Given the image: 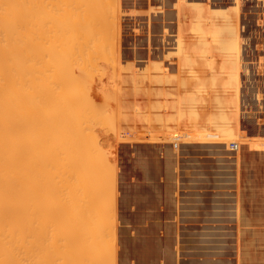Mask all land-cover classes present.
<instances>
[{"label": "bare ground", "instance_id": "bare-ground-1", "mask_svg": "<svg viewBox=\"0 0 264 264\" xmlns=\"http://www.w3.org/2000/svg\"><path fill=\"white\" fill-rule=\"evenodd\" d=\"M122 1L124 2V0H122ZM251 1L254 2V0H251ZM118 2H119V0H0V264H116V258L118 256L116 257L115 236H116L117 232L123 233V228H117V224H116L117 221L115 222V216L116 215H115V211H114L115 210L114 206L113 207L111 206L112 209L107 208V206L109 207L111 205V203H113V200L111 201V203L108 202V204L109 203L110 204L107 205V204H105L103 202V199L105 201H107V200L110 201L109 199H111L113 197V195H111L112 196L111 198L110 197L107 198V196H108V194H107L108 192L107 191L112 190L111 188H114L113 185H116L115 183L112 184L113 183L112 181H114V180H112L113 179L112 176L115 175L117 170L113 174V172H114L113 168L115 169L116 167H113L114 164L112 166V162H110L112 159L110 161L108 159L109 154L112 153L113 151L109 152V151H106L105 149L102 150L101 152L104 153V151H105L106 156L108 154L107 157H103L105 154H103V153L101 154L100 153V150L102 148L100 149L101 146H99V144H98L99 142L97 141V138H95L96 137L95 135L97 134V133H95V131L100 129L97 132H100V131L103 132V130H101V129L105 128V126L103 125V123H104L106 125V127H108L111 124L112 125V127H111L112 131H114L113 133H115V130H113L115 127L113 128V126H115V124H117V123L119 124L118 120L120 118H119V116L117 114L119 106H118L117 112L115 110V113L117 114V116H116L115 113H112L114 109L113 110L110 109L109 108L110 106L107 105V102L105 104L102 101H100L102 104L105 105V108H108V109L112 110V112H110V110L104 109V106L103 105L101 106L100 102L95 101V104H93L92 103L93 101H90V98H89V100H87L86 96H88V95H85V93L89 92V89H87V92H85L86 91L85 89L91 87L92 85L93 86L97 85V84L94 85V83H93L91 86H89L92 83V81H91L92 78L90 79L89 77H91V76L88 77V75L92 73L91 72L92 70H94V71L95 70H99L100 74H101V70H102V74L101 75H103V71L105 73L106 72L105 71L106 68H110V66H112V65H113V68L116 65H118L117 68H119V66H120L119 63L117 62V60L119 58V55L118 56L116 55L118 58L116 60L114 59V61H116L117 63L114 64L115 62L113 63L112 60L111 61L109 60L111 57L107 58L105 56L107 54H105V55L102 54L104 52V51H102L103 47H104L105 51H106V46H107V50L110 49V51H106V53H108V54L112 50L111 49L112 45L115 44L116 47H119V34H118L119 25H118L117 28H115L118 31L117 33H115V38H116L115 39V43H113V41H114V39H113L114 37H113L111 39V40H113L112 41L113 44L111 46H109L111 44L110 43L111 40L109 39L110 38V33H112V34L114 33V25H115V23L114 24H112V23L115 20V19L113 20V18H115V14H114V12H115V4L118 5ZM125 2H126V0H125ZM125 2L122 4L123 5L122 7H124V5H126L128 3V2L127 3H125ZM259 2H262V0H260ZM132 5H133V3H132ZM136 5L139 6V8L144 6L143 2H141V1H137ZM261 5H262V3H261ZM118 6H116V7H118ZM130 7H132V6H130ZM139 8H137L135 10V12H136L135 16L137 18H140L141 20L143 18L145 19L144 25H145V28H146V31H147V40L146 41H148V43H150V44H148L146 46L148 48H153L154 46L158 47V49H157L158 53L156 55H158L159 59L164 58V60H166V62H167L168 59H170L171 57L172 58L174 57L177 60V61H175L174 65L170 64V63H167V65L170 64V66L171 65H173V66L170 67L171 68V75H168V76H170V78L168 76L165 77V75H164V77H165L164 82H166V84H170L171 85L170 89L171 90H173V89L176 90L175 92L180 95V94H182V91L180 89L183 88V86H182L183 82H186V83H188L190 85L191 80L194 81L193 82L194 86H192V88L190 90H188L184 94H182V95H186V96L180 97L179 101L176 99L178 101V103L176 102L177 105H176V113L174 114L175 115L174 120H173V114H172V117L170 116V120L172 119V121H175V123H176V127L175 128H178V129L182 128L183 124L186 122L187 125H189L190 127L199 126V124H200V127H202L204 130H206V132H208V130H209L210 133H214V132L210 131L213 128L222 130V131H220L221 134L218 137H216V138L207 136V134L209 132L206 133V134L205 133H201L200 134V133L195 132V133H197L196 134L197 137H192V134H195V133H191V131L188 130V129H191V128H187V130L191 133V136L187 135L188 138L186 139L184 137L186 135L183 132L184 133L183 137L185 138L184 140L186 142L183 141V139H182L180 141L181 142L183 141V142H182V145L181 144L180 145L183 147V143L184 144L187 143V146H188V144H189L188 141H189V142H193L191 144L192 145L194 144L195 148H197L198 146H200V144L198 146H196L195 142H197V143L201 142V145L204 142L203 145H202L203 148H204L205 144L210 143L212 141L211 139H213V140L216 139L215 141H213V144L215 143L216 147L219 145L218 148H220V149H217L218 152L216 154H219V157L216 158L217 160H218V158L219 159L221 158V156H222L221 154L225 155L226 153L229 152V150L227 149L228 152L226 150V153L225 154L223 153L224 152L223 150L225 149V147L223 149V146H225V145L227 146L226 140H231L232 141V139L233 140L234 139H238V140H240V142H239L240 145H246L244 143H248L249 142L250 145L247 144L248 145L247 146V148H248L247 151L249 149H251V147H255V148L256 147H260V145L262 144L261 142L264 141L262 139L263 137H261V139H258L259 137L258 138L255 137V139L250 138L249 140L248 139L246 140V138H244V136H243L244 140H246L248 142L243 141V140L241 142L240 138H236V136L238 137V135H236V134L238 133L237 125L239 124L238 123L239 112H240V110H242L244 108V105H247V103H250L252 101V99H250V100H246L245 99L246 97H244L243 90L247 88V91L249 92V95H251V96H253L254 91H255L254 88H253V85L255 83L254 84L252 83V78L253 77H251V74H250L251 72L248 73V72L242 70L241 73H240V69L241 68L239 69L240 59H241L240 55H239V52H238L239 42H240V35H239V33H240L239 31L240 30L237 28L238 27L237 25H239L241 23L243 18L239 14V9L240 8L238 6V0H208V1L207 0H146V2H145V10L139 9ZM116 9H117L116 10V12H117L118 8H116ZM255 9L256 8L252 7V9L249 10V17L250 18L251 17L254 18L256 16L255 13H253V11ZM144 13H145V16H144ZM127 14H129V13H127ZM129 16H131V15H129ZM217 18L220 19V22L218 21ZM259 20L260 19H258V21ZM117 23H118V21H117ZM126 25H124V27ZM116 26H117V24H116ZM173 26H175V30H176V31H174L175 33L172 35L173 43H172V41L170 39H166V40L165 39L164 40L161 39V36H159L160 30H162V33H163L162 36L164 35L165 37H167V35H169L168 33L171 30V27L173 28ZM112 30H113V32H110ZM177 30L178 31L180 30V34L177 32ZM183 30H186V31L188 30L189 34H185ZM123 33H125V32H123ZM166 33H167V35H166ZM100 35H101V37L102 36L104 37V38L102 37L103 40H104L103 42L100 41V38H99ZM112 36H114V34ZM169 36H168V38H169ZM173 36H174V38H173ZM187 37H190L189 38L190 39L189 42L186 41ZM207 37L209 38L208 40H207ZM170 38H171V36H170ZM142 41H144L143 38H142L141 41L139 40V44ZM183 41L187 42V45L192 49V53L193 54H197L198 57H193L192 55L189 56L190 54L185 52L184 48H188V47L186 46V44L183 46V43H182ZM135 42H137V41H135ZM136 44L138 45V42ZM108 46H109V49H108ZM128 46H131V45H128ZM250 46H251V44H250ZM135 47H137V46H135ZM257 47L259 48L258 45H257ZM117 49H119V48H117ZM154 50H155V48H154ZM116 51H117L116 53H118V50H116ZM130 51H131V49H130ZM99 52H101V57H102V55H104V59L102 58L103 60H106V61L108 60V63L109 64L111 63L110 66H109V64L106 63V61L102 62L103 61L102 59H97L98 56L100 58V53ZM112 52H114V47H113V51ZM137 52L134 49V53L136 54ZM154 52L155 51H153V49H151L150 58L151 57H157L154 54ZM121 53H122L121 54V60H122L123 52L121 51ZM152 53L154 54V56H153ZM112 54L114 55V53H112ZM136 55L134 56L135 59H143V58H140L142 56L141 54H139L141 56L137 55L138 58H136L137 57ZM107 56H109V55H107ZM116 56H115V58H116ZM113 57L111 59H113ZM201 58L202 59L205 58L207 60L205 62L206 67H207V65H208L207 63H209L210 59H211V61L213 59V61H214L213 63H215L216 60H217V62L219 63V65L217 66V68L219 67L218 68L219 71L226 72L227 74L225 75V73H224L223 76L222 75L220 76V74L219 75L218 74H215V75L212 74L210 76L203 75V76L199 77L196 73L194 75L192 73H189L190 70L187 73L186 69H190V67H192L193 65H196L198 62H201V60H202ZM260 58H259V60H261ZM96 59L98 61H101L102 64L105 63V65H103L104 66V70H103V68H101L102 66L100 67L99 65L96 64L97 63ZM123 59L126 60V58H123ZM136 61L138 63L140 62L139 60H136ZM121 62L125 63V61H123V60ZM217 62H216L215 65L218 64ZM124 63L122 64V66H126L127 65V63H125V64ZM158 63H160V62H158ZM158 63L156 64L155 62L152 61V63L150 62V65H154L152 67L156 68L157 65L158 66L161 65V64H158ZM213 63H211V65ZM106 64L109 67L106 66ZM128 64H130V63H128ZM136 64L137 63H135L134 66ZM245 64L248 65L247 63H245ZM94 65H95V67L96 66H98V67L97 68H93ZM141 65L142 64L140 62V65L138 64L139 67L135 66L136 68H140V69H138L139 72H141L140 70H142V72H143L144 69H145L144 67H141ZM211 65H210V67H211ZM130 66H131V64L128 67L129 68L128 69L129 74H130V71H131V69H130L131 67ZM259 67H260V65H259ZM247 68H248V66H247ZM121 69L125 71V69H127V68L125 67V69H124L122 67ZM210 69H213L212 71H216L217 70V69L214 70L213 67H211ZM112 70L114 71V69H111L110 71H112ZM117 70L119 71V69H117ZM117 70H115V71H117ZM156 70H158V72H159L162 69L159 70L158 67H157ZM135 71H136V69H135ZM150 71L152 72L153 70H150ZM125 72H127V70ZM93 73H95V72H93ZM242 73L244 75H246V77H247L246 78L247 79V83L245 84L246 87L241 85L240 81H239V79H240L239 77L242 76L241 75ZM96 74H97V78L96 79H98V78L101 79L100 75H98L97 72L95 73V75ZM107 74H108V72H107ZM113 75H114V72L111 74V76H113ZM116 75L119 76V73H116L115 76H113V77L118 78V76H116ZM128 75L126 77H128ZM85 76H87V77H85ZM107 76L106 77L108 79L109 78H113L109 74ZM139 76H137V78ZM130 77H131V74H130ZM130 77L128 79H130ZM141 77H144V76L141 75ZM141 77H140V79H141ZM154 77L155 76H153V75L150 77L151 79H154V83L155 84L160 83L159 75H157L155 78ZM119 78H118V81H119ZM83 79H85V82H84ZM102 79L105 80L104 79V75H103ZM108 79L105 81V83H107V85L109 87L112 83ZM131 79H132V77H131ZM138 79H136V80H138ZM155 79H157V80H155ZM158 79H159V81H158ZM103 80H102V82H103ZM136 80L134 82L135 84H136ZM93 81H95V80L93 79ZM121 81H123V80H121ZM108 82H109V84H108ZM130 82H131V80H130ZM146 82L148 83V81H146ZM99 83H100L99 87L97 86L98 88H95V87L94 88L95 89H99L100 88V92H98V94H97V91H96L95 94H97L98 96L97 95H93V96L99 97V95H100L99 93H101L100 96L102 97V100H104V98L107 96L106 95L107 91H108L107 94L110 96L111 95V91L110 90H112V91H114V90L112 88L109 89V90H104V92L105 91L106 92H105V94H103V92H101V91H103V90H101V88H102L103 84H105V83L104 82H103V84L101 82H99ZM141 83L143 85V82H141ZM116 84L117 83H115V85ZM135 84H134V86H136ZM179 84H180V86H182V88L179 86V89H178V85ZM84 85H86V88L85 87L83 88L85 90V91L82 90V91L85 92L83 94L80 90H81L82 86H84ZM87 85H88V87H87ZM93 86L91 87L92 89H93ZM118 86H117V90L119 89ZM91 88H90V91H91ZM103 88H105V86H103ZM260 88H261V86H260ZM260 88H259V90H260ZM115 90H116V86H115ZM135 90H136V88H135ZM123 91H121V93ZM137 91H139V90L137 89ZM144 91L145 90L143 89V92ZM150 91H153V90L151 89ZM94 92L93 93L89 92V93L94 94ZM115 92H112V97L115 96L114 99H116V95H117V93H115ZM130 92H131V90H130ZM119 93H120V91L118 92V95H117L118 97H119ZM152 93H154V92H152ZM157 93H158V91H157ZM134 94H136V93H134ZM84 95H85L84 99H86L84 101L85 102H87V101L90 102V103H86L87 105H90V106H88V108L86 106L87 110L85 109V107L82 108L83 105L84 106L86 105L85 103H83L81 101L82 98L84 97ZM109 96H107L106 98L109 99ZM170 96H171L170 94H168V96L165 95V98L166 97L169 98ZM256 96H258V95H256ZM134 97H136V95ZM137 97H139V96H137ZM156 97L157 96L154 95V98H156ZM261 97H262V95H261ZM261 97L260 98L258 97V98L261 99ZM263 97H264V94H263ZM140 98H141V96H140ZM96 100H98V99H96ZM117 100H119V98ZM113 101H111V102H113ZM261 101H262V99H261ZM96 102L100 103L101 108L103 107L102 109L106 110L107 113H106V111H105V114H104V112H101V111H104V110H102L101 108L96 107L98 105ZM170 102H173V101H170ZM170 102H169V104H170ZM81 103H83V104H81ZM113 103H111V104H113ZM117 103H119V102H117ZM124 103H122V105H121L122 107H123ZM151 103L149 105L150 108L153 105ZM153 103L155 105L154 107H158V105L155 104L156 101L153 102ZM163 103H165V102H163ZM136 104H138V103H135V105ZM167 104L168 103H166V105ZM172 104L174 105V102ZM126 105H124V107ZM253 105H254V100H253ZM94 106H95L96 109L94 108ZM137 106H139V105H137ZM137 106H134V107H137ZM147 106H148V104H147ZM159 107H160V104H159ZM161 107H162V105H161ZM153 108H152V110H153ZM163 108L164 107H162L161 111H163ZM197 108H199V109H197ZM97 109L98 110L100 109L99 113L97 112L98 111ZM130 109H131V107L129 108V106H128L127 109L125 107V109H123V110L126 111V110H130ZM143 109L145 110L144 106H143ZM171 109L173 110L172 107L170 108V110ZM138 110H135V111H138ZM156 110H157V108L155 110H153V111H156ZM165 110H167V109H165ZM196 110H198V111H196ZM258 110H260V109H258ZM86 111H87L86 115L89 116L88 118H87V116L84 115L85 113H83V112H86ZM108 112H109V114L110 113H112L113 115L115 114L116 118H118V119L116 120V118H115V120H113V116L110 114L112 116V119H111V116L108 115ZM132 112H133V110H132ZM100 113L102 114V118L103 119L101 118V120L103 121V123L100 122L101 121L100 117H99ZM254 113H256V112H254ZM147 114H146V116H147ZM250 114H251L250 117H252V113H250ZM103 115L104 116L106 115V116L104 117ZM136 115H138V114H136ZM136 115H135V117H137ZM142 115H145V114H141L139 116V118ZM150 115L152 116L153 114H150ZM84 116L88 120L85 119ZM127 116H128V114H127ZM121 117L124 118L125 115L123 114V115H121ZM156 117L157 116L154 114V118L155 119H156ZM246 117H247V115H246ZM259 117H260V115H259ZM83 118H84L85 121H82ZM125 118H126V120H125ZM125 118H124V120L127 121V117H125ZM139 118H135L136 123H139V121L141 119L143 120L145 117L144 118L141 117V119H139ZM158 118L160 120V117H158ZM158 118H157V121H158ZM165 118L166 117H164V119ZM260 118H264V117H260ZM98 119H99V121H98V124H97V120ZM122 120L123 119H121V121ZM146 120H148V119L146 118ZM114 121L115 122L117 121V122L114 124L113 123ZM85 122H89L90 124L86 123V124H88V125H86ZM143 122H142V124H143ZM153 122L154 121H152L151 124ZM163 122H164V120H163ZM170 122L171 121L167 122V120H166L165 124L166 123L170 124ZM99 123H100V125L102 124L103 127L100 128ZM186 123H185V125H186ZM232 123H234V125H236L234 130L231 128V125H230ZM83 124H85L86 128L83 127L84 126ZM95 124L97 126H99V127H97ZM124 124H125V122H124ZM153 124H157V123H153ZM158 124H160L159 121H158ZM92 125H94L96 127L93 128ZM249 126H251V125L249 124ZM263 126H264V124H263ZM90 127L93 129L94 135H93ZM116 127H117V130H119L118 125ZM243 127H245V126H243ZM125 128H126V130L128 129L126 126H125ZM132 128H133V126H132ZM138 128H139V126H138ZM143 128H139V129L141 130ZM166 128H164L166 132H167V130L170 131V129H168V128L166 129ZM105 129H106L107 132L110 133L109 128H108V130H107V128H105ZM105 129H104V131H105ZM151 129L153 130L152 127H151ZM156 129H158V128L156 127ZM197 129L198 128H196V130ZM130 130L131 129L129 128V130L127 132H129ZM262 130H264V129H262ZM106 131L101 133V134H105ZM135 131H137V130H135ZM182 131H185V130H182ZM193 131H195V130H193ZM197 131H199V130H197ZM253 131H254V129H253ZM254 132H256V131H254ZM129 133H127V134L129 135ZM151 133H149V134H151ZM170 133L172 134L173 132H170ZM177 133H175V134H177ZM216 133H217V131H216ZM243 133H245V132H243ZM160 134L161 135H163V134L165 135L164 132H163V134L160 132ZM253 134H256V133H253ZM100 135H97V136L100 137ZM105 135H107V134H105ZM117 135H118V133H117ZM119 135H121V134H119ZM122 135L126 136V134H122ZM142 135H144V134H141V136ZM239 135L242 136L241 134H239ZM176 136H178V135H176ZM248 136H250V135H247V137ZM258 136H260V135H258ZM99 137H98V140L102 137V135H101L100 138ZM104 137H102V141H103ZM112 137L110 136V138H112ZM250 137H252V136H250ZM110 138H108V139H110ZM123 138H121V139L123 140ZM129 138L126 136L127 140H129ZM147 138H148V136H147ZM112 139H110V141ZM139 139H140V137H139ZM149 139L150 138H148V140ZM168 139L169 140L171 139L170 141H172L174 139V137L173 138H169L168 137ZM168 139H166V140L169 141ZM178 139H179V137H178ZM178 139L175 140V142H177ZM113 140L115 141V139H113ZM135 140H134V138H132V140H130V141H132V142L134 141L135 142ZM137 140H138V138H137ZM145 140L146 139L144 137L143 141H145ZM150 140H151V142L157 143L156 142L157 140L154 139V138L150 139ZM161 140L164 141L165 137L163 139H161ZM161 140H158V141H161ZM174 140H173V142H174ZM102 141H100V142H102ZM107 141H109V140H107ZM114 141H112V143H111L112 144V147L110 146L111 148H114L113 147L114 146L113 145ZM116 141L118 142L119 140L116 139ZM124 141L125 140H123L122 143ZM140 141H142V140L140 139ZM146 141H145V143H146ZM163 141L160 142L161 145H162ZM167 141H165L164 143H166ZM180 141L178 142V144L180 143ZM205 141H210V142H205ZM236 141H234V142H236ZM104 142H106V138H105V141L102 142V144H105L106 147H108V150H109V146H107V144L104 143ZM126 142H128V141H125V144H126ZM137 142L141 143L139 141H136V143ZM237 143H238V141H237ZM115 144H117V143H115ZM178 144L177 143L173 144L176 147V151L178 150L177 149L178 147L180 148V145H178ZM191 144H189V146H191ZM210 144H212V142ZM210 144H209V146H207V148L206 147L205 148L207 150L210 149V151H211L210 147L214 146V145H210ZM216 144H218V145H216ZM177 145H178V147H177ZM117 146H119V145H117ZM141 146H143V145H141ZM187 146H186V148H187ZM115 147H116V145H115ZM167 147H168V144H167ZM170 147H172V146H170ZM193 147H192V149H193ZM126 148H127V144H126ZM148 148H151V147L149 146ZM183 148H182L181 151L179 150V152H181L182 154H183L182 151L184 150ZM205 148L203 150H205V152H206L205 154L206 155H207V153L209 155H211V154L213 155V152L210 154V151H206ZM260 148H262V147H260ZM263 148L261 150L264 151ZM117 149L120 150V148H118V147H117ZM128 149H127V151H128ZM145 149H146V145H145ZM187 149H189V147ZM110 150H112V149H110ZM133 150L134 149H132V152H133ZM146 150H143V151L146 152ZM155 150H152V151H155ZM165 150H167V149L165 148ZM254 150L258 151L257 148L254 149ZM157 151H158V149H157ZM176 151H174V152L177 154L178 151L177 152ZM195 151H196V149H194V152ZM200 151H201V149L199 150V152ZM114 152H115V150H114ZM147 152L149 153V151H147ZM159 152H161V151H159ZM167 152H168V150H167ZM189 152H191V151H188L186 153L188 154ZM194 152H192V153H194ZM126 153H129V152H126ZM138 153H136V154H138ZM165 153H166V151H165ZM192 153H189V154H192ZM233 153L234 152H232V153H230L228 155L231 156V155H233ZM112 154L110 156H112V158H113V156H115L116 153L113 154V155ZM153 154H154V152H153ZM162 154H163V152H162ZM180 154H178V156ZM182 154L180 155L181 157H182ZM189 154H188V158H187V156L185 157V155H184V157L187 158V159H189V157L192 158L191 155L189 156ZM198 154L200 155V157L204 156L205 159L207 158L206 155H201V153H198ZM198 154L194 153V155H192V156L195 157V155H197L195 157V158H197V157H199ZM235 154H238V153L236 152ZM250 154H252V153H250ZM125 155H127V154H125ZM148 155H151V153L148 154ZM166 155H169V154L166 153ZM170 155H169V157L167 156L166 158L170 159ZM228 155H225V156L227 157ZM156 156H158V155L156 154ZM136 157H138V156L136 155ZM154 157H152V158H154ZM164 157H165V155L163 156V158ZM176 157H177V155H176ZM204 157H202L201 159L205 160V159H203ZM209 157L207 159H209ZM106 158L108 159V161L110 162V165L112 166L111 169L108 168L109 164H107V161H106L107 159ZM142 158H140V159H142ZM136 159H138V158H136ZM145 159L147 160V155H146ZM169 159L167 161H169ZM177 159H178V157H177ZM187 159H186V165H188V163H189V161H187ZM201 159L197 158V161L201 160ZM213 159H215V158H213ZM216 159H215V162L217 161ZM224 159H225V157H224ZM226 159H228V158H226ZM236 159H237V155H236ZM129 160H131L130 157H129ZM132 160H134V159H132ZM182 160L183 159L181 158L180 162ZM234 160H235V158H234ZM234 160L231 161V159H230L231 162L229 161L230 163L228 162L226 164L232 165ZM161 161H163V159ZM191 161L189 163L190 167H188L189 170H190V168H191V170H193V167H191V166H194V167L197 166L196 162H194V163H196V165H193V161L194 160L192 161V165H191ZM219 161L220 160H218L216 163H218ZM114 162H115V159L113 160V163ZM135 162H139V160H137ZM163 162H165V160ZM174 162L176 164V161H174ZM182 162H184L183 164H185V160H183ZM211 162L214 163L213 161H211ZM211 162H210V164H212ZM235 162H237V160ZM129 163L132 164L131 162H129ZM154 163H156V161H154ZM178 163H179V161L177 162V168L181 167L183 165V164L181 165V163H180V165H181L180 166ZM199 163L201 164L202 162L200 161ZM224 163H220V162L218 163L221 171H222V169H223V171L225 170L224 169V165H223ZM127 164L125 166L129 167L130 164L129 165H127ZM220 164H222V166H220ZM148 165H149V163H148ZM151 165H153V163ZM159 165H161V164H159ZM167 165L171 166L170 163L167 164ZM186 165H184L185 167L183 166L184 169L187 167ZM202 165H205V164L202 163ZM135 166H137V165H135ZM142 166L147 167L145 164H142ZM175 166H173V167H175ZM206 166H208V165H206ZM212 166H214V165H212ZM233 166H235V163H234V165H232V169H233ZM139 167H140V165H139ZM155 167H157V165ZM159 167L160 166L157 167V170L159 169ZM217 167H216V169L219 168V167L218 168ZM130 168H131V165H130ZM140 168H143V167H140ZM140 168H139V171H140ZM149 168H151V167H149ZM177 168L175 167L176 170L179 169V168L178 169ZM201 168H203V167H200V170H201ZM228 168H229V166H228ZM228 168H227V170H228L229 174L225 175L228 178V181L226 180V183H229V182L232 183L230 181V179L233 177L232 175H235V177H237L236 174H238V173H237V171H234V172H236V174H233V172H232L233 170L231 169V166H230L231 170L228 169ZM108 169H109V171H108ZM143 169H144V171L146 170V168H143ZM162 169H163V167H162ZM170 169H173L172 166H171ZM194 169L195 170L199 169V166H198V168L195 167ZM206 169H208V168L206 167ZM212 169H213V167H212ZM212 169L210 167L209 171H212ZM236 169H238V168H236ZM126 170H127V168H126ZM133 170H135V169H133ZM163 170H165V169H163ZM176 170H175V172H176ZM203 170H205V169H203ZM110 171L112 172V174H110L111 173ZM132 171L130 170V172H132ZM136 171H138V169ZM209 171H207V172H209ZM226 171H224V172L226 173ZM230 171L232 172V174H230ZM190 172H192V171H190ZM193 172H194V170H193ZM195 172H197V171H195ZM195 172H194V174H196ZM216 172H217V170L213 173V175L214 174L216 175L215 179L217 177V173ZM260 172H262V171H260ZM145 173H148V172L145 171ZM155 173L152 176V177H154V180H155V176H156ZM158 173H160V172H158ZM167 173H169V172H166V174ZM177 173L178 172H176V174ZM185 173H188V172H185ZM185 173L182 171V173H178V174L180 176H182L181 174H185ZM192 173H191V175L193 176ZM218 173H219L218 174L219 179L218 180L216 179L218 181V183L216 181L217 186H215V188L219 187L222 184V182L226 186L225 181L222 180L223 178L221 179L220 176H219V175H221L220 170H218ZM120 174L121 173H119L118 176H120ZM141 174H143V172H141ZM162 174H164V173H162ZM188 174H190V173H188ZM197 174L199 176V173H197ZM222 174H224V173H222ZM109 175L112 177L111 180H109L110 179ZM202 175L203 174H201L200 176L202 177ZM208 175H211L210 172H209ZM229 175H231L232 177L230 176L231 178H229L228 177ZM139 176H141V175H139ZM144 176H145V174H144ZM146 176L143 177V178L146 179ZM125 177L126 176H124V178ZM163 177H165V175L162 176V178ZM184 177L180 178L181 185L184 184L182 182V179L183 180L187 179V182L190 183L189 184L190 187L192 185L193 186L195 185V183H193V182L191 183V180L193 181L192 177L189 178L190 180L187 178V174H186V177L185 178ZM114 178H115V176H114ZM156 178H158V177H156ZM166 178H167V175H166ZM194 178L197 179L198 177L195 176ZM118 179H119V177H118ZM150 179L152 180L151 177H150ZM201 179L205 181L204 178H200L199 180L201 182L209 183V181L208 182L207 181L204 182ZM235 179H237V178H235ZM235 179H234V182L232 183L233 185H236L234 183L238 182ZM243 179H244V177H243ZM129 180H130V178H129ZM175 180H176V178H175ZM219 180L220 181L222 180V182L220 183ZM110 181L112 182L111 183L112 186L109 189V188H107V184ZM125 181H127V180H125ZM141 181L142 180H140L139 182H141ZM156 181L157 180H155V182ZM169 181L171 182V179H169ZM178 181H179V178H178ZM197 181H198V179H197ZM119 182H120V179H119ZM180 182H178V183L180 184ZM187 182H186V184H187ZM201 182H199L198 184L196 183L199 186V188H200L199 184H201ZM212 182H215V180H213ZM152 183H148V184H152ZM164 183H166V186H167V184L169 185L168 181L165 182V180H164ZM203 183L201 184V186L205 185V184L203 185ZM173 184H172V186H173ZM211 184L213 186H211V188L208 187L207 189H209V190H211L212 188L215 189L214 188L215 184H213V183H211ZM218 184H220V185L218 186ZM232 184H230V185H232ZM132 185L133 184H131V186ZM145 185L147 186L146 183H145ZM154 185H155V183H154ZM124 186H125V184H124ZM124 186L123 187L118 186V187L124 188ZM150 186L151 185H149V187ZM155 186L157 187V185H155ZM170 186L171 185H169V187ZM172 186H171V188H173ZM227 186H228V184H227ZM127 187L128 186H126V188ZM181 187L182 186H179V189H181ZM187 187H189L188 184H187V186L185 188V191H186ZM220 187H219V190H220ZM223 187L224 186H222L221 189H224ZM135 188H137V187L135 186ZM236 188H238V187H236ZM147 189H149V188H147ZM173 189H175V188H173ZM190 189H193V188H190ZM194 189H193V191H191L192 194L195 193ZM196 189L198 190L197 187H196ZM228 189H230V188H228ZM197 190H195L196 191L195 194L198 195V193H197L198 191ZM201 190H202V188H201ZM234 190H236V189L234 188L233 192H234ZM248 190H250V189H248ZM149 191H151V190L149 189ZM204 191H207V190L205 189ZM259 191L261 192V190H259ZM111 192L113 193V191H111ZM157 192L161 193L160 191H157ZM174 192H175V195H176V191H174ZM216 192H217V190H216ZM216 192H215V194H216ZM227 192H228V190H227ZM236 192H237V190H236ZM172 193H173V191H172ZM203 193H205V192H203ZM208 193H210V192H208ZM228 193H230V191ZM248 193H249V191H248ZM104 194H106V195H104ZM184 194H185V192H184ZM195 194L192 196L193 197L192 200H194V201H195V199H194ZM213 194H214V192H213ZM224 194H225L224 195V198H225L227 193L225 192ZM254 194H256V193H254ZM130 195H129V197L132 198V196H130ZM168 195L170 196V194H168ZM199 195H201V194H199ZM210 195H212V194L210 193ZM230 195H231V193L229 194V196ZM109 196H110V194H109ZM154 196H155V192H154ZM186 196H184V197H186V198L189 197L188 195H186ZM206 196H207V192H206ZM114 197H115V195H114ZM157 197H159V195ZM198 197L200 198L201 196H198ZM203 197H204V195H203ZM208 197H210V196L208 195ZM208 197H207V199H208ZM213 197L215 198L216 195H214ZM232 197H233V194L229 198L226 197L225 200H224V198H220V199H222L223 201H226L228 199V201H229ZM234 197H235V194H234ZM234 197L231 199V201H229L230 203H228V204H232L234 202V200H233ZM105 198H107V199H105ZM126 198H128V197H126ZM130 198L127 201H129ZM180 198H183V197H180ZM195 198H196V196H195ZM205 198L206 197H204V199ZM216 198H219V197H216ZM237 198H238V196H237ZM113 199H115V198H113ZM117 199L119 201L120 197L117 198ZM163 199H164V197H163ZM168 199H170V198L167 197V200ZM207 199L206 200H202L201 199V200L207 202L208 200L211 199V197H210V199H208V200ZM258 199L259 198H257V201H258ZM261 199H263V198L261 197ZM150 200H153V199H150ZM177 200H176V202H179V199H177ZM181 200L179 202L180 205L183 203V202L181 203ZM198 200L199 199L196 198V201H195L194 205H198V203H197ZM201 200H199V201H201ZM212 200H210L209 203H211V204H209V205L215 204L214 202H211ZM232 200H233V202H232ZM160 201H162V200H159V202ZM170 201L171 200H169V205H170ZM213 201H215V199ZM218 201H219V199L216 201V204H218V206L222 205V204H220L221 200L219 201L220 203H218ZM223 201H222V203H223ZM122 202H124V201H122ZM154 202H155V199H154ZM201 202H199L200 205H201ZM206 202H203L202 204H205ZM103 203H104V205H103ZM147 203H148V201H147ZM171 203H174V202H171ZM179 203H177V205ZM127 204H126L125 207H127ZM150 204H152V203H150ZM225 204H227V203H225ZM233 204H235V203H233ZM233 204L230 205L232 207V210L230 211V213H229V215L227 217L230 216L229 219H232V222H235V225L234 226L230 225V227L235 228V230H236L235 239H236V244L239 247L240 244H241V239L243 238L242 233H245V230H244L245 228H243V230H241L240 225L242 226L243 223H247V222H243V219H242V212L245 209H243L242 211H241L242 207H241V209H238V208L234 209L233 208L234 207ZM114 205H115V202H114ZM143 205L145 206V204H143ZM157 205H159V203ZM175 205H176V203H175ZM224 205H222V207ZM227 205H225L224 207H226ZM181 206L185 207L184 210L186 209V204L181 205ZM199 206H197V207H199ZM230 206L228 205L229 208H230ZM130 207H132V206H130ZM222 207H221V209H222ZM152 208H153V206H152ZM152 208H151V210H152ZM163 208H164V206H163ZM172 208L174 209V206ZM204 208L203 209L201 208L202 211L205 210ZM117 209H119V208L117 207ZM181 209H183V208L181 207ZM209 209H212L211 206H210ZM213 209H214V207H213ZM213 209L211 211L215 210V209L214 210ZM228 209H225V210H228ZM126 210H128V209H126ZM129 210H130V208H129ZM180 210H178V211H180ZM223 210H224V208H223ZM202 211H201V213H202ZM206 211L209 213L208 209H206ZM211 211H210V214H209L210 217L207 218L208 220H210V218L211 219L213 218V215L211 216ZM247 211H248V208H247ZM140 212H142V211H140ZM207 212L204 213V211H203L205 216L207 215ZM224 212H225V214H228L226 211H224ZM149 213L151 214V212H149ZM156 213H157V211H156ZM178 213L181 214V212H178ZM182 213L184 214V212H182ZM203 213H202V215H203ZM212 213L216 217H218V216L220 217V218L219 217L218 218L214 217V220L216 219V220H220L221 221L224 218H226V217H224V215H223L224 218L223 219L221 218L222 217V210L219 211L218 208H216V210L214 212H212ZM157 214H159V213H157ZM171 214H173V213H171ZM196 214H197V212H196ZM255 214H258V213H255ZM155 216H157V215H155ZM160 216H161V213H160ZM181 216L182 215H179L178 217H181ZM186 216H187V214H186ZM194 216H196V215L194 214ZM198 216H199V214H198ZM198 216H196V219H197ZM248 216H249V212H248ZM117 217L119 218L120 215L118 216V214H117ZM117 217H116V219H117ZM170 217H172V216H170ZM183 217H185V216H182V218ZM147 218H148V216H147ZM202 218L204 219L205 217L202 216ZM243 218H245V217H243ZM123 219H124V217H123ZM123 219H121V220H123ZM125 219H124V221L126 223H128ZM185 219H186V217H185ZM207 219L204 220V223L205 222L206 223L210 222ZM227 219H225V220H227ZM241 219H242V222H243L242 224L240 223ZM245 219H247V218H245ZM179 220L185 221L184 219H181V218H179ZM194 220H195V218H194ZM201 220H200V222L203 221V220L202 221ZM256 220H258V218ZM163 221H164V219H163ZM187 221H188V219H187ZM213 221H212V223H213ZM258 221H257V223H258ZM152 222H153V220H152ZM152 222H149V223H152ZM160 222H161V218H160ZM160 222L158 223V225L160 224ZM162 222H161V224H162ZM173 222H175V221L173 220ZM195 222L197 223L198 221L195 220ZM200 222H199V224H201ZM227 222L225 221V223H227ZM214 223H213V225H214ZM216 223H217V221H216ZM153 224L154 223H152V226H153ZM175 224L176 223H174L173 225H175ZM184 224L185 223H183V225ZM228 224H229V222H228ZM179 225L175 226L176 227L175 230H174L173 226L170 227V228H173L172 230L174 232L173 231L172 232L175 234L174 237H171L172 241H174V242L171 243V239H168L167 241L164 238L162 239L163 241L159 239V241H161L160 242V251H159V249H157L161 254H164V255L166 254V255L170 256V255H172L171 252H173V250L171 251V247H172L173 243H175V246L173 247L174 248V252L173 253H175L173 255H176V258H175L176 259V261H175L176 263L175 264H179L178 256L179 255L180 256L183 255L182 250L186 248V247L183 248V246H185L184 244L187 242L185 236H187V235L189 236L191 234V233L187 234L185 232L186 229L184 230V228L180 227ZM185 225H186V227H188L189 224L188 225L185 224ZM226 225L227 224L223 225L225 227H222V232H224L223 228L226 229V227H227ZM260 225H262V224H260ZM148 226H149V224H147V225L145 224L144 226L137 227V230H142L144 228H147ZM163 226L166 227L165 225H163ZM168 226H171V225H168ZM247 226H248V224H247ZM128 227L129 226L127 225L126 228L128 229ZM167 227L164 230H166ZM204 227L200 226V231H202L201 232L202 235L200 234L201 238L202 237H206L205 233L209 234L206 231H211L206 226L207 230H204V232H205L204 233L203 232V228ZM209 227L212 229L211 225ZM214 227H216V226H214ZM181 228L184 231L180 230ZM219 228H221V226ZM227 228H229V227H227ZM189 229H191V227ZM197 230L198 229H196V232H197ZM219 230L220 229H217L216 233L220 232ZM153 231H151V232H153ZM155 231H157V229ZM189 231L191 232V230H188L187 232H189ZM225 231H226V233H228L227 230H225ZM233 231L234 230H232V232ZM148 232H149V229H148ZM222 232H220V233L222 234ZM232 232H230V233H232ZM212 233H215V232H212ZM212 233H211V235H212ZM224 233L222 235L226 234V233L225 234ZM230 233H229V236L227 234L228 238L232 236V234L230 236ZM130 234H131V232H130ZM153 234L155 235V233H153ZM219 234L217 233L218 236H219ZM260 234H263V233H260ZM191 235L193 236L194 234H191ZM217 235H215L214 238H219V237H216ZM222 235L220 236L221 238H222ZM163 236H165V235H163ZM166 236H168V235H166ZM197 236H193V238H195V237L199 238V236L198 237ZM157 237H159V235ZM225 237H226V235H225ZM252 237H254L253 233H252ZM127 238H128V236H127ZM206 238L209 239V236L207 235ZM210 238H211V236H210ZM232 238H234V237H232ZM249 238H248V240L251 241ZM259 239L263 240L261 237ZM128 240H130V238ZM145 240H149V239L145 238ZM164 240H165V242H164ZM192 240H194V242L198 241V240L195 241L196 239H191V241ZM203 240H202V242H204L203 244H205V245H203L204 247L202 246V249H200V250H203V248H204V251H205V248H206L205 246L208 247V245H206L207 242L205 243V241H203ZM234 240L232 239L231 241L234 242ZM253 240L255 242L257 241L255 239H253ZM191 241H190V243H191ZM219 241H221V240H219ZM252 241H251V243H249L247 245V248H248V246H250L252 244ZM123 242H122V244H123ZM214 242H216V241L214 240ZM214 242L212 241V242H209V243H214ZM228 242H230V241L228 240L226 243H228ZM243 242H245V241H242V244H243ZM187 243H189V242H187ZM201 243H200V245H201ZM218 243L220 244V242H218ZM231 243H230V246H231ZM247 243L248 242L246 241L245 244H247ZM263 243H264V241H263ZM147 244H148V242H147ZM179 244H183V245L180 246ZM192 244L193 243H191V245ZM198 244L199 243H196L195 246L200 248V246H198ZM245 244H243V245H245ZM259 244H261V243H259ZM225 245H227V244H225ZM228 245H227V247H228ZM118 246H119V244H118ZM187 246H190V245L187 244ZM193 246H194V244H193ZM217 246H219V245H217ZM217 246H215V247H217ZM220 246H221V249H222L223 244L220 245ZM252 246H254V245H252ZM257 246H259V245H257ZM261 246H263V245H261ZM169 247H170V251L171 252L169 251ZM197 247H196V249L195 248H193V249L187 248V249H189L191 252H193L192 250L196 251L197 249H199ZM209 247H211V246H209ZM213 247L214 246L212 245V248ZM224 247L225 248H223V249H225V250L228 249V248L226 249V246H224ZM241 248H240V250H242ZM243 248H244V246H243ZM254 248H255V246H254ZM259 248H260V250L262 249L261 247H259ZM180 249H182L181 252L179 251ZM187 249H185V251L188 253L189 250H187ZM208 249L209 248H207V251L210 252V249L209 250ZM216 249H218L219 251L221 250V249H219V247H217ZM234 249H236V247ZM244 249L246 250V248H244ZM200 250H198V251H200ZM213 250L211 249L212 252H213ZM225 250H223V251H225ZM236 250H238V249H236ZM255 250H259V249L256 248ZM185 251L183 250V252H185ZM204 251H200V253H197V251H196V253H194V254H198V256L197 255H193L192 256L193 259L195 258L194 256L199 258V254H202V253L204 254ZM228 251H229V249H228ZM232 251H234V250H232ZM123 252H124V250H123ZM138 252H140V251H138ZM220 253H221V251H220ZM222 253H225V252H222ZM243 253H245V252H242V253L240 252L239 254L243 255ZM247 253H246L245 257L249 256V255H247ZM146 254H147V252H146ZM161 254H160V256H161ZM216 254H218V253H216ZM123 255L124 254H122V256ZM190 255H192V254L190 253ZM206 255L209 256L208 252H207ZM211 255H212V253L210 252V257H211ZM231 255H233L232 252H231ZM242 255H240V256L242 257ZM184 256L186 257V253L182 257H184ZM189 256H188V258L191 257V256L190 257ZM200 256H202V255H200ZM205 256H204V258H210V257H205ZM214 256H216V255L214 254ZM214 256H213V258H214ZM218 256L221 258V256L223 257V254L218 255ZM218 256H216V257H218ZM125 257H126V254H125ZM149 257H150V255H149ZM149 257L147 256L146 258H149ZM153 257H154V255H153ZM153 257H152V261H154ZM226 257H228V255ZM233 257H234V255H233ZM237 257H238V255H237ZM245 257H243V258H245ZM254 257H253V259H254ZM198 258H195V259H198ZM201 258H203V257H201ZM250 258H252V257H248L246 259H248V261H249ZM159 259L160 258H158V260ZM167 260H170V257H169V259L167 258ZM180 260H181V258H180ZM202 260H198V261L200 262ZM225 260H227V258ZM262 260H263V258H262ZM123 261L125 262L126 258H125V260L123 259ZM182 261L180 262V264L184 263ZM184 261H186V260H184ZM194 261H196V260H194ZM194 261H190V263L194 262ZM214 261H216V259H214ZM230 261L233 262V260H231V258H230ZM242 261H244V260H242ZM121 262H122V259H121ZM147 262H150V261H147ZM186 262L188 263L189 261H186ZM199 262H196V263L198 264ZM207 262L209 263V261H207ZM258 262H261V261L259 260ZM159 263H160V261H159ZM187 263H184V264H187ZM190 263H188V264H190ZM210 263H212V262H210ZM219 263L220 262L218 261V264ZM225 263L228 264V261L225 262ZM122 264H124V263L122 262ZM155 264H156V262H155ZM166 264H167V262H166ZM168 264H170V263L168 262ZM204 264H206V262ZM212 264H216V263L214 262ZM233 264H234V262H233ZM236 264H237V261H236Z\"/></svg>", "mask_w": 264, "mask_h": 264}, {"label": "rangeland", "instance_id": "rangeland-1", "mask_svg": "<svg viewBox=\"0 0 264 264\" xmlns=\"http://www.w3.org/2000/svg\"><path fill=\"white\" fill-rule=\"evenodd\" d=\"M137 1H141V2H143V4H144V6L143 7H140L139 8V6H137L136 5V3H137ZM208 1V0H207ZM123 1L122 0H119V2H118V5H116L115 4V12H116V8H118V11L115 13L114 12V14H115V18H113V23L112 24H114L115 23V25H114V36H112L113 34L112 33H110V40L113 38L114 39V41L113 40H111L110 41V45L109 46H111L113 43H115V33H117L118 31V34H119V47H116L115 46V44L114 45H112V50H111V52L113 51V47H114V52H112V53H114V55L116 56H118L119 55V58L116 56V58H115V56L111 53V52H109V54L108 53H106V51H110V49H109V46H108V49L109 50H107V46H106V51H105V49H104V47L102 48V51H104L102 54H107V55H109V56H107V55H105L107 58H112L113 56V59H109L110 61L112 60V62L114 63V64H116L117 62L119 63V68H117V66L118 65H114L117 69H119V71L114 67L113 68V65L112 66H110V64L108 63V60L106 61V60H103L104 59V55H102V57H101V52H99L100 53V58H99V56H98V58L97 59H102L103 61L102 62H105L106 61V63L107 64H109V66H110V68L111 69H114V75L113 76H115V74L116 73H119V76L118 75H116V76H118V78H119V81H118V78H116V77H113V76H111V74L113 73L112 71H110L111 69L110 68H106L105 69V73H104V71H103V75H104V79L105 80H103L102 78H103V75H101L102 74V70H101V74H100V72H99V70H92L91 72L93 73V72H97L98 73V75H100V77H101V79H96L97 78V74L95 75V73H91V74H89L88 75V77L89 76H91V77H89L90 79L92 78V83L89 85V86H91L93 83H94V85L95 84H97V85H95V86H93V89L91 88V87H89V88H86V85H84V86H82V88H81V92L84 94L85 92H87V89H89V92H91V93H93L94 91V94H91V93H89V92H87V93H85V95H88V96H86L87 97V100H89V98H90V101H93L92 103L93 104H95V101H97V102H100V101H102L103 103H105L106 104V102H107V105L108 106H110L109 108L110 109H114L113 110V112H112V110H110V109H108V108H105V105L104 104H102L101 102V106L103 105L104 106V109H106V110H110V112H112V113H115V110H116V112H117V109H118V106H119V109H118V116H119V120H118V122H119V124L117 123V124H115L116 122L114 121L113 123L115 124V126H113V130H115V133H113L114 131H112V125L110 124L108 127H106V125L103 123V121L101 120V118H102V114L100 113L99 115V117H100V122L101 123H103V125L105 126V128H107V130H108V128H109V131H110V133L109 132H107L106 131V129H105V131H106V133L105 134H107V135H105V134H101V133H103V132H105L104 131V129L102 128L101 130H103V132H97V131H99L100 129H98V130H96L95 131V133H97L95 136V138H97V141L99 142L98 144H99V146H101L100 147V153L102 154L103 152H101L102 150H106V151H109V152H112L113 154H115V156H113V158H112V156H110L112 153H110L109 154V157H108V159H109V161L110 162H112V166H113V164H114V166L113 167H116L115 169L113 168V170H114V172H113V174L115 173V171H116V173H115V178H114V176H112L113 177V179L112 180H114V181H110V182H108V184H107V188H109L110 189V187L112 186V184H116V185H113V187L115 188H111L112 190H109V191H107L108 193V196H107V198L108 197H112L111 195H113V197L111 198V199H109L110 201H105L104 199H103V202L105 203V204H107V205H109L110 203H111V201L113 200V203H111V205L108 207L107 206V208H110V209H112V207L114 206V211H115V222H116V224H117V228H123V233H121V232H117L116 233V236H115V251H116V264H122V262L124 263V264H155V262H156V264H166V262H167V264H168V262L170 263V264H175L176 262V255H173V254H175V253H173L174 252V246H175V243H173V245H172V247H171V251L173 250V252H171L170 251V247H169V251L171 252V254L172 255H164V254H161L159 251H160V242L161 241H159V239L160 240H162L163 238L167 241L168 239H171V243L172 242H174V241H172V238L171 237H174V231L172 230L173 228H170V227H174V230H175V226H178L179 224V226L180 227H182V228H184V230H185V232L187 233V234H194L193 236H197L198 234V236H199V238H193V236L191 237L190 235L187 237V236H185V238H186V241L187 242H189V243H187L186 241V243L188 244V245H190V246H187V244L185 243H183L185 246H183V248H185V249H187V248H189V249H193V248H195L196 249V247L197 246H195L196 245V243H199L198 244V246H200V248L199 247H197V248H199V249H197L196 251H197V253H200V251H204V248H203V250H200V249H202V246L203 245H205V244H203L204 242H202V240L203 241H205V243L207 242V244L206 245H208V247L207 246H205L206 248H205V251H204V254L206 255L207 254V252H208V254H209V256H205L203 253L202 254H199V258L198 257H196V256H194L195 258H198V259H193V255H197L198 256V254H194V253H196V251L195 250H192L193 252H191L189 249H187V250H189L188 251V253L185 251V249H183L185 252H183V250L182 249H180L179 251L181 252V250H182V253H183V255H185V253H186V257L184 256V257H182L183 255H179L178 256V259H179V264H180V262L182 261V262H184V263H187L186 261H189L188 263H190V261H194V260H196V261H194V262H191L192 264H197L196 262H199L198 260H202V261H200L198 264H204L205 262H206V264H209L210 262H212V263H216V264H218V261L221 263V264H226L225 262H227L228 261V264H233V262H234V264H236V261H237V264L239 263V264H254V260H255V258H256V256H257V253H259V250H255V248H254V246H252L253 244H251L250 246H248V248H247V245H243L242 244V239L244 238V237H247V236H252V233L254 232V231H252V230H247L245 233H242V236H243V238L241 239V244H240V246L242 247H238L237 246V244H236V239H235V237H236V230H235V228H232V227H230V225L232 226H234L235 225V222H232V219H229V217H227L228 215H229V213L227 212V210H225V209H227V206L226 207H222V201H220L221 199V196H220V194L222 193L221 192V189L219 190V189H216L217 190V192H216V190L215 189H211V190H207V191H204V189H202L201 190V187H200V190L198 189H196V187L197 186H193L192 184V186L190 187V183L189 182H187V179H182V182L184 183V184H182L181 185V180H180V178H183L184 176L186 177V174H187V178L189 179V178H191L192 177V179H193V181L191 180V183L193 182V183H195L194 182V180H195V174H194V172H195V167L194 166H191V167H193V170H194V172H193V170H191V168H190V170L188 169V167H190L189 165V163H190V161L192 160H194L195 159V157L194 156H192V155H194V153H192V152H194V150L192 149H187L188 148V146H187V143H183V147L181 146L182 145V142L183 141H185L184 139L186 138H188V137H186V136H184V133H183V131L182 130H184V129H187V128H191L189 125H187V123H186V125H185V123L183 124V126H182V128H175L176 127V123H175V121H172V119L170 120V116L172 117V114H173V120H174V117H175V113H176V105H177V103H178V101H179V98L180 97H184V96H186V95H182V94H184L186 91H188V90H190L191 88H192V86H194V84H193V80H191V83H190V85L188 84V83H186V82H183V84H182V86H183V88H182V86H180V84L178 85V89H179V86L183 89H180L181 91H182V94H177L175 91L176 90H171L170 89V87H171V85L170 84H166V82H164V80H165V77L166 76H168V75H171V66H173L174 64H175V61H177L174 57L172 58H170V59H168V61L166 62V60H164V58H161V59H159L158 58V55H156L157 53H158V51H157V49H158V47H156V46H154L153 48H148L146 45H148V44H150V43H148V41H146L147 40V31H146V28H145V25H144V23H145V19L143 18L142 20L140 19V18H137L136 16H135V14H136V12H135V10L137 9V8H139V9H143V10H145V2H146V0H126V2H125V0H124V2L125 3H127L126 5H124V7H122L123 5V3H122ZM130 2V3H129ZM243 2H244V0H238V6H239V14L241 15V13H246L247 15L249 14V10H244L245 9V7L247 8V7H250V9H252V7H254V5H252L251 3H249V5H244L243 4ZM132 3H133V5H132ZM132 6V7H130V6ZM116 6H118V7H116ZM244 7V8H243ZM130 10V11H129ZM134 11V12H133ZM133 12V13H132ZM127 13H129V14H127ZM129 15H131V16H129ZM134 15V16H133ZM144 16H145V13H144ZM117 17V18H116ZM117 19V20H116ZM122 19V20H121ZM140 19V20H139ZM218 19V18H217ZM117 21H118V23H117ZM218 21L220 22V19H218ZM142 23V24H141ZM116 24H117V26H116ZM127 24V25H126ZM141 24V25H140ZM118 25H119V30L117 31L115 28H117L118 27ZM123 25V26H122ZM124 25H126L125 27H124ZM113 26V25H112ZM238 26V25H237ZM239 27V26H238ZM237 27V28H238ZM127 28V29H126ZM174 31H176L175 30V26H173V28L171 27V30L169 31V35L171 36V38H170V36L169 35H167V33H166V35H167V37H165L164 35L162 36V30H160V32H159V36H161V39H170L171 41H172V43H173V39H172V35L175 33ZM184 31V33L185 34H189V32H188V30L186 31V30H183ZM110 32H113V30L112 31H110ZM123 32H125V33H123ZM133 32V33H132ZM171 32V33H170ZM177 32L180 34V30L178 31L177 30ZM134 34V35H133ZM112 36V37H111ZM168 36H169V38H168ZM103 37V36H102ZM101 37V35H100V41H104L103 40V38ZM142 38L144 39V41H142L140 44H139V40L141 41L142 40ZM173 38H174V36H173ZM190 37H187V39H186V41L187 42H189L190 41V39H189ZM108 39V40H109ZM137 39V40H136ZM209 38L207 37V40H208ZM125 40V41H124ZM112 41H113V43H112ZM135 41H137L138 42V45L136 44L137 42H135ZM186 41H183L182 43H183V46L185 45V44H187V42ZM131 45V46H128V45ZM172 45V44H171ZM135 46H137V47H135ZM142 47V48H141ZM147 47V48H146ZM117 48H119V49H117ZM129 48V49H128ZM133 48V49H132ZM154 48H155V50H154ZM104 49V50H103ZM130 49H131V51H130ZM134 49L136 50V52L138 53H136L137 55H139V54H141V55H139V56H141L140 58H143V59H135L134 58V56L136 55L135 53H134ZM151 49H153V51H155L154 52V54L157 56V57H151L150 58V56H151ZM116 50H118V53H116L117 51ZM149 50V51H148ZM121 51L123 52V55L125 56H123L122 55V60L123 61H125V63H127V65L126 66H122V64L124 63H122L121 61ZM130 52V53H129ZM113 55H111V54ZM128 53V54H127ZM135 54V55H134ZM149 54V55H148ZM153 54V53H152ZM154 54H153V56H154ZM99 55V54H98ZM132 55V56H131ZM136 55V56H137ZM148 56V57H147ZM118 58V60H117V62L116 61H114V59L116 60ZM123 58H126V60H124ZM136 58H138V56L136 57ZM147 58V59H146ZM153 58V59H152ZM96 59V64L97 65H99L101 68H103V70H104V66L103 65H105V63L104 64H102V62L101 61H98ZM205 59V58H204ZM203 59V61L202 62H198L196 65H193L192 67H190V69H186V71H187V73H188V71H189V73H192L193 75L196 73L199 77L200 76H203V75H207V76H210V75H212V74H220V76L222 75H224V73H225V75L227 74L226 72H222V71H219V67L217 68V66L219 65V63L217 62V60H216V62L218 63L217 65H215L216 64V62L215 63H213L214 61H213V59H212V61H211V59L209 60V63H207L208 65H207V67H206V64H204L207 60L205 59L204 60ZM136 60H139L140 62H141V67H144L145 69H144V71L142 72V70H140L141 72H139V70L138 69H140V68H136L137 66H138V64L140 65V62L138 63ZM147 60V61H146ZM133 61V62H132ZM152 61L153 62H155L156 64L158 63V62H160V63H158V64H161L160 66H158L157 65V67H158V69L160 70V69H162V70H160L159 72H158V70H156V68L155 67H152V66H154V65H150V62L152 63ZM101 62V63H100ZM100 63V64H99ZM112 63V64H113ZM124 63V64H125ZM128 63H130L131 64V71H130V74H131V77H132V79H131V77H130V74H129V72H128V67H129V65L130 64H128ZM135 63H137L135 66H134V64ZM167 63H170V64H173V65H171L170 66V64H168L167 65ZM211 63H213L212 65H211ZM95 64V65H96ZM106 64V66H108ZM145 64V65H144ZM154 64V63H153ZM155 64V65H156ZM95 65H94V67L93 68H97L98 66H96L95 67ZM210 65H211V67H213L214 68V70H216V71H212L213 69H210L211 67H210ZM108 66V67H109ZM125 69V67L127 68V69H125V71L127 70V72H125L124 70H122L121 68L122 67ZM139 67V66H138ZM162 67V68H161ZM100 69V68H99ZM135 69H136V71H135ZM143 69V68H142ZM210 69V70H209ZM115 70H117V71H115ZM133 70V71H132ZM138 70V71H137ZM150 70H153L152 72L150 71ZM110 71V72H109ZM135 71V72H134ZM157 71V72H156ZM168 71V72H167ZM212 71V72H211ZM259 71V72H258ZM107 72H108V74L111 76V77H113V78H107L108 76V74H107ZM257 72L260 74L261 72H262V70H257ZM111 73V74H110ZM162 73V74H161ZM207 73V74H206ZM129 74V75H128ZM128 75V77H126ZM140 75V76H139ZM141 75H143L144 77H141ZM153 75V76H157V75H159V79H160V83H158V84H155L154 83V79H151L150 77ZM164 75H165V77H164ZM95 76V77H94ZM107 76V77H106ZM109 76V77H110ZM123 76V77H122ZM137 76H139L138 78H137ZM161 76V77H160ZM85 77H87V76H85ZM94 77V78H93ZM99 77V76H98ZM126 77V78H125ZM130 77V79H128ZM140 77H141V79H140ZM154 77V78H155ZM169 78H170V76H168ZM124 78V79H123ZM86 79V78H85ZM85 79H83L84 80V82H85ZM88 79V78H87ZM93 79L95 80V81H93ZM109 80L112 84L108 87V85H107V83H105V81L106 80ZM113 81H112V80ZM117 79V80H116ZM126 79V80H125ZM136 79H138V80H136ZM144 79V80H143ZM159 79H158V81H159ZM98 82H97V81ZM101 80V81H100ZM102 80H103V82L105 83V84H103V82H102ZM121 80H123V81H121ZM125 80V81H124ZM130 80H131V82H130ZM133 80V81H132ZM135 80H136V84L134 83L135 82ZM151 80V81H150ZM155 80H157V79H155ZM87 81V80H86ZM117 81V82H116ZM138 81V82H137ZM146 81H148V83L146 82ZM153 81V82H152ZM89 82V81H88ZM97 82V83H96ZM99 82H101L102 84H103V86H105V88H103V86H102V88H101V90H103V91H101V92H103V94H105V92H104V90H109V89H113L114 91H112V90H110L111 91V97L107 94L108 93V91H107V93H106V95L107 96H109V99L108 98H104V100H102V97L100 96L101 95V93H99L100 95H99V97H97L98 95V92H100V88L99 89H95V88H98L99 87V85H100V83ZM123 82V83H122ZM141 82H143V85H142V83ZM162 82V83H161ZM114 83V84H113ZM115 83H117L116 85H115ZM120 83V84H119ZM147 83V84H146ZM157 83V82H156ZM87 84V83H86ZM108 84H109V82H108ZM123 84V85H122ZM134 84L136 85V86H134ZM154 84V85H153ZM83 85V84H82ZM119 85V86H118ZM98 86V87H97ZM100 86V87H101ZM107 86V87H106ZM113 86V87H112ZM115 86H116V90H115ZM117 86L119 87V89L117 90ZM86 88L85 90L83 89V88ZM87 87H88V85H87ZM95 87V88H94ZM90 88H91V91H90ZM131 88V89H130ZM135 88H136V90H135ZM137 89L139 90V91H137ZM143 89L145 90L144 92H143ZM153 90V91H150V90ZM162 89V90H161ZM166 89V90H165ZM211 89V88H210ZM82 90H84V91H82ZM124 90V91H123ZM130 90H131V92H130ZM96 91H97V94H95L96 93ZM116 91V92H115ZM120 91V93H119V97L117 96L118 95V92ZM121 91H123L122 93L124 94H122L121 93ZM141 91V92H140ZM157 91H158V93H157ZM180 91V92H181ZM112 92H115V93H117V95H116V99H114V97H112ZM138 92V93H137ZM152 92H154V93H152ZM134 93H136V94H134ZM162 93V94H161ZM165 93V94H164ZM110 94V93H109ZM114 94V93H113ZM168 94H170L171 96L169 97V98H165V95L166 96H168ZM82 95V94H81ZM85 95H84V97L82 98V102L83 103H90V102H85L84 100H86V99H84L85 98ZM93 95H97V96H93ZM136 95V97H134ZM153 95V96H152ZM154 95L155 96H157L156 98H154ZM162 97H161V96ZM103 96V95H102ZM122 96V97H121ZM124 96V97H123ZM137 96H139V97H137ZM140 96H141V98H140ZM93 97V98H92ZM101 97V98H100ZM104 97V96H103ZM130 97V98H129ZM159 97V98H158ZM177 97V98H176ZM261 96H260V94H259V98H260ZM101 100H100V99ZM112 98V99H111ZM119 98V100H117ZM133 98V99H132ZM96 99H98V100H96ZM107 101H106V100ZM172 99V100H171ZM178 101H177V100ZM114 100V101H113ZM141 100V101H140ZM105 101V102H104ZM111 101H113V102H111ZM122 101V102H121ZM131 101V102H130ZM139 101V102H138ZM156 101V103L155 104H157L158 105V107H159V104H160V107L158 108V107H154L155 105H154V103L153 102H155ZM160 101V102H159ZM170 101H173L174 102V105L172 104L173 102H170ZM96 102V103H97ZM117 102H119V103H117ZM127 104H125V103ZM138 103V104H136L135 105V103ZM152 102V103H151ZM163 102H165V103H163ZM169 102H170V104H169ZM177 102V103H176ZM83 103H81V104H83ZM91 103V104H92ZM100 103H97L98 105L96 106V107H98V108H101V106H100ZM110 103V104H109ZM111 103H113V104H111ZM122 103H124L123 104V107L121 106L122 105ZM130 103V104H129ZM150 103L151 104H153L152 106L154 107H152L151 106V108H150ZM159 103V104H158ZM166 103H168L167 105H166ZM116 104V105H115ZM129 104V105H128ZM147 104H148V106H147ZM114 105V106H113ZM124 105H126L125 107H126V109L128 108V106H129V108L131 107V109L133 110V112H132V110L130 109V110H123V109H125V107H124ZM137 105H139V106H137ZM142 105V106H141ZM161 105H162V107H166L165 109H167V110H165L164 108H163V111H161L162 110V107H161ZM86 106H87V108H88V106H90V105H83L82 106V108L83 107H85V109H86ZM93 106V105H92ZM113 106V107H112ZM116 106V107H115ZM134 106H137V107H134ZM143 106L145 107V110L143 109ZM173 108V110L171 109L170 110V108ZM211 107V106H210ZM209 107V108H210ZM94 108H95V106H94ZM103 108V107H102ZM101 108V109H102ZM123 108V109H122ZM152 108H153V110H155L156 108H157V110L156 111H153L152 110ZM161 108V109H160ZM212 108V107H211ZM96 109V108H95ZM104 109H102V110H104ZM139 109V110H138ZM141 109V110H140ZM148 109V110H147ZM197 109H199V108H197ZM87 110V109H86ZM98 110V109H97ZM96 110V111H97ZM100 110V109H99ZM99 110L97 111L98 113H99ZM106 110H104V111H101V112H104V114H105V111ZM122 110V111H121ZM135 110H138V111H135ZM162 112V113H161ZM83 113H85L84 115L85 116H87L86 114H87V111L86 112H83ZM106 113H107V111H106ZM112 113H110L112 116H113V120H115V118H116V116H117V114H116V116H115V114L113 115ZM130 113V114H129ZM145 114V115H142L141 117L142 118H144L143 120L141 119V117L139 118V116L138 115H136V114ZM148 113V114H147ZM109 114V112H108V115L109 116H111ZM125 115V117H127V121H125L126 120V118H125V120H124V118L123 117H121V115ZM127 114H128V116H127ZM146 114H147V116H146ZM150 114H153L152 116L150 115ZM154 114L157 116L156 117V119L154 118ZM159 116H158V115ZM162 114V115H161ZM135 115L137 116V117H135ZM164 115V116H163ZM166 115V116H165ZM84 116V117H85ZM104 116V115H103ZM106 116V115H105ZM104 116V117H105ZM112 116H111V119H112ZM131 116V117H130ZM151 116V117H150ZM169 116V117H168ZM89 116H87V118H88ZM153 117V118H152ZM158 117H160V120H159V118ZM164 117H166L165 119H164ZM168 117V118H167ZM240 116H238V118H239ZM86 117H85V119H87ZM135 118H139V119H141L140 121H139V123H136V120H135ZM146 118L148 119V120H146ZM157 118H158V121L160 122V124H158V121H157ZM162 118V119H161ZM103 119V118H102ZM118 118H116V120H117ZM121 119H123L122 121H121ZM138 119V120H139ZM153 119V120H152ZM88 120V119H87ZM86 120V121H87ZM112 120V121H113ZM145 120V121H144ZM154 121L153 123H157V124H151V122L152 121ZM156 120V121H155ZM163 120H164V122H163ZM167 120V122H169V121H171L170 122V124L169 123H166L165 124V121ZM240 120V119H239ZM239 120H238V123H239ZM82 121H85L84 120V118H83V120ZM98 121H99V119L97 120V124H98ZM111 121V122H112ZM144 121V122H143ZM151 121V122H150ZM122 124H121V123ZM124 122H125V124H124ZM142 122H143V124H142ZM162 122V123H161ZM264 121H261L260 122V124H264L263 123ZM86 123H89V122H85V124ZM136 123V124H135ZM147 123V124H146ZM85 124H83L84 126L83 127H85L86 128V126H85ZM90 124V123H89ZM86 125H88V124H86ZM96 125V124H95ZM118 125V128H119V130H117V126ZM231 125V128H232V126H234V123H232V124H230ZM97 126V125H96ZM96 126H94V125H92V127L94 128V127H96ZM99 126H100V128L101 127H103L102 126V124L100 125V123H99ZM99 126H97V127H99ZM125 126L128 128L127 130H126V128H125ZM132 126H133V128H132ZM138 126H139V128H143V129H139L138 128ZM148 126V127H147ZM236 126V125H235ZM122 127V128H121ZM151 127L153 128V130L151 129ZM156 127L158 128V129H156ZM168 128V129H170V131L169 130H167V132L165 131V129L164 128ZM171 127V128H170ZM237 129H238V133L239 134H241L242 136H240L238 133L236 134V135H238V137L236 136V138H240L241 139V142H242V140L243 141H246L247 139L249 140L250 138H247L246 136H245V133H243V130L241 131V125L240 124H238L237 125ZM91 128V127H90ZM129 128L131 129L129 132H127L128 130H129ZM160 128V129H159ZM166 128V129H167ZM96 129V128H95ZM94 129V130H95ZM122 129V130H121ZM124 129V130H123ZM139 129V130H138ZM117 130V131H116ZM126 130V131H125ZM135 130H137V131H135ZM161 130V131H160ZM177 130V131H176ZM91 131H92V133L94 132L93 131V129L91 128ZM123 131V132H122ZM142 131V132H141ZM182 131V132H181ZM120 132V133H119ZM140 132V133H139ZM148 132V133H147ZM153 134H152V133ZM160 132L163 134V132L165 133V135L163 136V135H161L160 134ZM170 132H173L172 134L170 133ZM178 132V133H177ZM99 133V134H98ZM117 133H118V135H117ZM127 133H129V135L127 134ZM146 133V134H145ZM149 133H151V134H149ZM175 133H177V134H175ZM183 133V134H182ZM102 135V137H104V139H103V141H105V138H106V142H104V143H106L107 144V146H109V150H108V147H106V145L105 144H102V137H101V135ZM113 134V135H112ZM119 134H126V136L129 138L131 135V137L129 138V140H127L126 139V136H124V135H119ZM141 134H144V135H142L141 136ZM155 134V135H154ZM182 134V135H181ZM93 135H94V133H93ZM97 135H100V137L99 136H97ZM104 135V136H103ZM113 138V139H115V141L112 139V138H110V136ZM155 137H154V136ZM167 135V136H166ZM172 137H171V136ZM176 135H178V136H176ZM107 136V137H106ZM109 136V137H108ZM120 136V137H119ZM140 137V139L143 141V138L145 137V139L147 140H145L146 141V143H145V141H140V139H139V137ZM147 136H148V138H150V139H156L157 141V143H155V142H151V140L149 139L148 140V138H147ZM182 136V137H181ZM185 138H184V137ZM243 136H244V138H246V140H244V138H243ZM98 137L101 139H99L100 141H102V142H100L99 140H98ZM124 137V138H123ZM165 137V140L163 141V140H161V139H163ZM168 137L169 138H173L174 137V139L175 140H177L178 139V137H179V139H178V141L177 142H175V140H174V142H173V140L172 141H170L169 139H168ZM108 138H110V139H112L111 141H110V139H108ZM121 138H123V140H125V141H128V142H126V144H127V148H126V144H125V141L122 143V139ZM132 138H134V140H135V142L133 141H130V140H132ZM137 138H138V140H137ZM161 138V139H160ZM116 139L117 140H119L118 142L116 141ZM166 139H168L169 141H167ZM183 139V141L181 142L180 140H182ZM252 139H255V138H252ZM258 139H261V137H259ZM263 140H264V137L262 138ZM107 140H109V141H107ZM158 140H161V141H158ZM212 141H215L216 139H211ZM218 140V139H217ZM222 140V139H221ZM238 141V143H237V141ZM112 141H114L113 143V147L114 148H111L112 147ZM136 141H139V142H141V143H136ZM149 141V142H148ZM163 141V143H162V145H161V143L160 142H162ZM165 141H167L166 143H164ZM180 141V143L178 144V142ZM229 141V142H228ZM230 141L231 140H226V144H227V146H228V144L230 143ZM234 141H236V143L239 145V149H240V147H241V145H240V140H238V139H232V141L231 142H234ZM109 144H108V143ZM186 142V141H185ZM115 143H117V144H115ZM130 143V144H129ZM155 143V144H154ZM174 143H177L178 145H180V148L178 147V145H177V151H176V147H174L173 146V144ZM188 143H189V141H188ZM101 144V145H100ZM111 144V145H110ZM143 145V146H141V145ZM151 147V148H148L149 146ZM153 144V145H152ZM157 144V145H156ZM167 144H168V147H167ZM170 144V145H169ZM106 147H104V146ZM115 145H116V147H115ZM117 145H119V146H117ZM122 145V146H121ZM125 145V146H124ZM133 147H132V146ZM138 145V146H137ZM145 145H146V149H145ZM166 145V146H165ZM216 145H218V144H216ZM224 145V144H223ZM111 146V147H110ZM148 146V147H147ZM158 148H157V147ZM162 148H161V147ZM165 146V147H164ZM170 146H172V147H170ZM186 146H187V148H186ZM219 146V145H218ZM218 146H217V149H220V148H218ZM226 145L225 146H223V149H224V147H225V149L222 151L224 154L226 153V150L228 149V147H227ZM117 147L118 148H120V150L119 149H117ZM132 147V148H131ZM137 147V148H136ZM170 147V148H169ZM129 148V149H128ZM131 148V149H130ZM139 148V149H138ZM144 148V149H143ZM160 148V149H159ZM164 148V149H163ZM165 148L168 150V152H167V150H165ZM182 148L184 149L182 152H183V154L181 153V152H179V150L181 151L182 150ZM110 149H112V150H110ZM127 149H128V151H127ZM132 149H134L133 150V152H132ZM150 149V150H149ZM156 149V150H155ZM157 149H158V151H157ZM170 149V150H169ZM114 150H115V152H114ZM122 150V151H121ZM124 150V151H123ZM143 150H146V152L145 151H143ZM152 150H155V151H152ZM163 150V151H162ZM173 152H172V151ZM119 151V152H118ZM129 152V153H126V152ZM131 151V152H130ZM137 151V152H136ZM140 151V152H139ZM147 151H149V153L147 152ZM159 151H161V152H159ZM165 151H166V153L167 154H171L170 155V159H169V161H167L168 159L166 158L167 156L169 157V155H166V153H165ZM174 151H176L177 152V154L174 152ZM185 151V152H184ZM188 151H191V152H189V153H192V154H189V156L191 155V157L192 158H190L189 157V159H187L188 158V154L186 153V152H188ZM139 152V153H138ZM153 152H154V154H153ZM162 152H163V154H162ZM173 154H172V153ZM227 152H228V150H227ZM236 152H238V151H236ZM236 152H234L233 154H235ZM119 153V154H118ZM136 153H138V154H136ZM147 153V154H146ZM151 153V155H148V154H150ZM182 154V157L180 156L181 154ZM186 153V154H185ZM230 153H232L231 151H229L228 153H226V154H230ZM103 154H105L103 157H107L108 156V154H107V156H106V153H105V151H104V153ZM112 154V155H113ZM124 154V155H123ZM125 154H127V155H125ZM142 154V155H141ZM147 155V160L145 159L146 158V155ZM156 154L158 155V156H156ZM178 154H180L179 156H178ZM120 155V156H119ZM130 155V156H129ZM136 155L138 156V157H136ZM143 157H141V156ZM145 155V156H144ZM161 155V156H160ZM165 155V157L163 158V156ZM176 155H177V157H178V159L181 157L183 160H185V164H183L184 162H180V160H181V158L178 160L177 159V157H176ZM184 155H185V157L187 156V158H185L184 157ZM216 155V154H215ZM122 156V157H121ZM124 156V157H123ZM132 156V157H131ZM136 158H138V159H136ZM156 158H155V157ZM129 157H130V159L131 160H129ZM152 157H154V158H152ZM175 157V158H174ZM185 159H184V158ZM194 157V158H193ZM214 157H217V156H214ZM140 158H142V159H140ZM167 160H166V159ZM172 158V159H171ZM107 159V158H106ZM108 159L106 160L107 161V164H109V166H108V168H110L111 169V165H110V162L108 161ZM115 159V162L113 163V160ZM132 159H134L135 161H137V160H139V162H135L134 160H132ZM153 159V160H152ZM157 159V160H156ZM163 159V161L165 160V162L167 163V164H171V166H172V168L173 169H170L171 168V166H169V165H167L165 162H163V161H161ZM186 159H187V161H189V163H188V165H186ZM144 162H143V161ZM176 161V164H175V162L174 161ZM124 161V162H123ZM128 161V162H127ZM142 161V162H141ZM154 161H156V163H154ZM160 161V162H159ZM173 161V162H172ZM179 161V165H180V163H181V167L183 168V166L184 165H186L187 167L183 170L181 167H178L177 168V162ZM192 161H191V165H192ZM123 162V163H122ZM129 162H131L132 164H130ZM149 163V165H148V163ZM128 163V164H127ZM134 163V164H133ZM136 163V164H135ZM138 163V164H137ZM145 164L148 168L149 167H151V168H147V167H144V166H142V164ZM147 163V164H146ZM153 163V165H151ZM174 163V164H173ZM116 164V165H115ZM131 165V168H130V165H129V167H126L125 165ZM159 164H161V165H159ZM165 164V165H164ZM173 164V165H172ZM134 165V166H133ZM135 165H137V166H135ZM139 165H140V167H143V168H146V172H148V173H145V171H144V169L143 168H140L139 167ZM157 165V167L158 166H160L159 167V171L157 170V167H155ZM167 165V166H166ZM176 165V166H175ZM123 166V167H122ZM168 168H166V167ZM173 166H175L178 170H176L175 169V167H173ZM127 168V170H126V168ZM162 167H163V169H165V170H163L162 169ZM185 167V166H184ZM123 168V169H122ZM125 168V169H124ZM139 168H140V171L141 172H143V174H141V172L139 171ZM129 169V170H128ZM133 169H135V170H133ZM138 169V171L140 172H138V171H136ZM152 169V170H151ZM171 171H170V170ZM176 170V172H178V173H182V171L185 173V172H188V173H190V174H188V173H185V174H181L182 176H180L178 173L176 174V172H175V170ZM182 169V170H181ZM112 170V171H113ZM121 170V171H120ZM130 170L132 171V172H130ZM148 170V171H147ZM157 170V171H156ZM161 170V171H160ZM188 170V171H187ZM108 171H109V169H108ZM169 172V173H167L166 174V172ZM173 171V172H172ZM180 171V172H179ZM190 171H192V172H190ZM111 172V171H110ZM121 173L120 174V176H118L119 175V173ZM127 172V173H126ZM134 172V173H133ZM150 172V173H149ZM152 172V173H151ZM156 172V173H155ZM158 172H160V173H158ZM156 174V176H155V180H157L156 182H155V180H154V177H152L153 176V174ZM162 173H164V174H162ZM191 173L193 174V176L191 175ZM110 174H112V172L110 173ZM144 174H145V176H146V179L145 178H143V177H145L144 176ZM176 174V175H175ZM126 176L125 178H124V176ZM128 175V176H127ZM133 175V176H132ZM139 175H141V176H139ZM164 176L165 175V177H163L162 178V176ZM166 175H167V178H166ZM191 175V176H190ZM110 176V175H109ZM179 176V177H178ZM111 176H110V179L109 180H111V178H112ZM118 177H119V179H120V182H119V179H118ZM122 177V178H121ZM132 177V178H131ZM134 177V178H133ZM150 177L152 178V180L150 179ZM156 177H158V178H156ZM171 177V178H170ZM184 177V178H185ZM129 178H130V180H129ZM143 178V179H142ZM161 178V179H160ZM165 178V179H164ZM175 178H176V180H175ZM178 178H179V181H178ZM124 179V180H123ZM145 179V180H144ZM149 179V180H148ZM167 179V180H166ZM169 179H171V182L169 181ZM116 180V181H115ZM125 180H127V181H125ZM140 180H142L141 182H139ZM164 180H165V182L166 181H168L169 182V185H171L172 186V184H173V188H175V189H173V188H171V186L169 187V185L167 184V186H166V183H164ZM190 180V179H189ZM188 180V181H189ZM125 181V182H124ZM129 181V182H128ZM151 181V182H150ZM176 181V182H175ZM180 182V184L178 183V182ZM185 181V182H184ZM117 182V183H116ZM133 182V183H132ZM136 182V183H135ZM143 182V183H142ZM147 184V186L145 185V183ZM152 183V184H148V183ZM186 182H187V184H188V186L190 187V188H195L194 189V192L196 193V191L195 190H197L198 192V195L197 194H195L194 192V194H195V196H196V198H198L199 200H206L207 199V197H208V195H210V193L214 196V195H216V197H219V198H214L212 195H210V197H211V199H210V197H208V199H210V200H214L215 199V201H211V202H214L215 204H212V205H209V204H211V203H209L210 202V200H208L207 202L206 201H199L198 200V205H194L195 204V201H196V198H195V196H194V199H195V201L194 200H192L193 199V195L194 194H192V192L191 191H193V189H190L189 187H187V189H186V191L190 194H188L186 191H185V188H186V186H187V184H186ZM111 185H110V184ZM129 185H128V184ZM154 183H155V185H157V187L154 185ZM124 184H125V186H124ZM131 184H133L132 186H131ZM141 184V185H140ZM165 184V185H164ZM121 186V187H123L124 186V188H120V187H118V186ZM149 185H151L150 187H149ZM154 185V186H153ZM178 185V186H177ZM126 186H128L127 188H126ZM134 186V187H133ZM135 186L137 187V188H135ZM166 186V187H165ZM177 186V187H176ZM179 186H182L181 187V189H179ZM117 187V188H116ZM132 189H131V188ZM152 187V188H151ZM161 187V188H160ZM145 188V189H144ZM147 188H149L151 191H149V189H147ZM156 188V189H155ZM164 188V189H163ZM170 188V189H169ZM190 190H189V189ZM122 189V190H121ZM128 189V190H127ZM130 189V190H129ZM140 189V190H139ZM147 189V190H146ZM155 189V190H154ZM162 189V190H161ZM178 189V190H177ZM184 191H183V190ZM108 190V189H107ZM119 190V191H118ZM160 191L161 193H158L157 191ZM170 190V191H169ZM173 191V193H172V191ZM182 190V191H181ZM215 190V191H214ZM111 191H113V193L111 192ZM126 191V192H125ZM168 191V192H167ZM174 191H176V195H175V192ZM200 191V192H199ZM205 192V193H203V192ZM130 192V193H129ZM154 192H155V196L157 195H159V197H155L154 196ZM157 192V193H156ZM178 192V193H177ZM181 192V193H180ZM184 192H185V194H184ZM206 192H207V196H206ZM208 192H210V193H208ZM213 192H214V194H213ZM215 192H216V194H215ZM112 193V194H111ZM115 193V194H114ZM117 193V194H116ZM170 194V196L168 195V194ZM109 194H110V196H109ZM131 194V195H130ZM163 194V195H162ZM166 194V195H165ZM174 194V195H173ZM184 194V195H183ZM192 194V195H191ZM199 194H201V195H199ZM104 195H106V194H104ZM114 195H115V197H114ZM124 197H122V196ZM129 195L130 196H132V198H130L129 197ZM168 195V196H167ZM180 195V196H179ZM186 195H188L189 197L188 198H186L187 196ZM203 195H204V197H206L205 199H204V197H203ZM145 196V197H144ZM149 196V197H148ZM155 198H154V197ZM164 197V199H163V197ZM166 196V197H165ZM184 196H186V197H184ZM198 196H201L200 198L198 197ZM120 197V199H119V201H118V199L117 198H119ZM126 197H128V198H126ZM167 197L168 198H170V199H168L167 200ZM180 197H183V198H180ZM213 197V198H212ZM107 198H105V199H107ZM113 198H115V199H113ZM130 198V200L129 201H127L128 199ZM140 198V199H139ZM142 198V199H141ZM147 198V199H146ZM149 198V199H148ZM191 198V199H190ZM136 199V200H135ZM150 199H153V200H150ZM154 199H155V202H154ZM177 199H179V202H180V200H181V203L183 202L184 204H186V209L184 210V208L185 207H183V206H181V205H184L183 203L180 205V203L179 202H176V200ZM219 199V201L221 202H219L218 201V203H220V204H222V205H220V206H218V204H216V201ZM158 200V201H157ZM159 200H162V201H160L159 202ZM169 200H171L170 201V205H169ZM185 202H184V201ZM187 200V201H186ZM190 200V201H189ZM118 203H117V202ZM122 201H124V202H122ZM146 201V202H145ZM147 201H148V203H147ZM167 203H166V202ZM178 201V200H177ZM102 202V201H101ZM108 202H110L109 204H108ZM114 202H115V205H114ZM131 202V203H130ZM154 202V203H153ZM171 202H174V203H171ZM191 202V203H190ZM194 202V203H193ZM199 202H201V205H200V203ZM203 202H206L205 204H202ZM104 203H103V205H104ZM122 203V204H121ZM128 203V204H127ZM142 203V204H141ZM150 203H152V204H150ZM159 203V205H157ZM175 203H176V205H175ZM177 203H179L178 205H177ZM113 204V205H112ZM125 204V205H124ZM126 204H127V207H125L126 206ZM130 204V205H129ZM143 204H145V206L143 205ZM162 204V205H161ZM173 204V205H172ZM102 205V204H101ZM117 205V206H116ZM129 205V206H128ZM137 205V206H136ZM151 205V206H150ZM166 205V206H165ZM200 205V206H199ZM205 205V206H204ZM232 205V204H231ZM112 206V207H111ZM124 206V207H123ZM130 206H132V207H130ZM141 206V207H140ZM149 206V207H148ZM152 206H153V208H152ZM163 206H164V208H163ZM169 206V207H168ZM174 206V209L176 210H174L172 207ZM176 206V207H175ZM179 206V207H178ZM183 208V209H181V207ZM197 206H199V207H197ZM205 208H204V207ZM210 206H211V208L213 209V207H214V209L216 210V208H218L219 209V211H221L222 210V219L224 218V217H226V218H224L223 220H214V217L215 218H218V217H216L212 212H214V211H211L212 209H209L210 208ZM234 206V205H233ZM117 207L119 208V209H117ZM122 207V208H121ZM148 207V208H147ZM155 207V208H154ZM171 207V208H170ZM195 207V208H194ZM197 207V208H196ZM205 209V210H203L204 211V213H206L207 211H206V209H208V211H209V213L207 212V215L205 216V214L203 213V211H202V209ZM207 207V208H206ZM221 207H222V209H221ZM234 207H236V208H238V205H236L235 204V206ZM233 207V208H234ZM125 208V209H124ZM129 208H130V210H129ZM151 208H152V210H151ZM223 208H224V210H223ZM117 209V210H116ZM126 209H128V210H126ZM158 209V210H157ZM160 209V210H159ZM162 209V210H161ZM166 209V210H165ZM168 209V210H167ZM173 209V210H172ZM182 211H181V210ZM196 209V210H195ZM221 209V210H220ZM230 209L232 210V207L230 206ZM122 210V211H121ZM146 210V211H145ZM157 211V213H159V214H157L156 213V211ZM178 210H180V211H178ZM187 210V211H186ZM195 210V211H194ZM200 210V211H199ZM131 211V212H130ZM134 211V212H133ZM140 211H142V212H140ZM151 212V214L149 213V212ZM155 211V212H154ZM163 211V212H162ZM171 211V212H170ZM173 211V212H172ZM199 211V212H198ZM201 211H202V213H203V215H202V213H201ZM210 211H211V216L213 215V218L211 219L210 218V220H208L207 218L208 217H210ZM224 211H226L228 214H225V212ZM130 212V213H129ZM153 212V213H152ZM178 212H181V214L180 213H178ZM182 212H184V214L182 213ZM186 212V213H185ZM195 212V213H194ZM196 212H197V214H196ZM224 212V213H223ZM136 213V214H135ZM160 213H161V216H160ZM167 213V214H166ZM171 213H173V214H171ZM117 214H118V216L120 215V217L118 218L117 217ZM131 214V215H130ZM165 214V215H164ZM186 214H187V216H186ZM194 214L196 215V216H198V214H199V216L201 217H197V219H196V216H194ZM127 215V216H126ZM150 215V216H149ZM155 215H157V216H155ZM179 215H182V216H185L186 217V219H185V217H183L182 218V216L181 217H178ZM203 217H205L204 219L202 218V216ZM209 215V216H208ZM223 215H224V217H223ZM147 216H148V218H147ZM170 216H172V217H170ZM176 216V217H175ZM116 217H117V219H116ZM123 217H124V219L128 222V223H126L125 221H124V219H123ZM150 217V218H149ZM156 217V218H155ZM161 218V222L163 221V219H164V221L162 222V224H161V222H160V218ZM178 217V218H177ZM188 217V218H187ZM129 218V219H128ZM138 218V219H137ZM145 218V219H144ZM166 218V219H165ZM173 218V219H172ZM179 218H181V219H184L185 221H183V220H179ZM194 218H195V220H197L198 222L196 223L195 222V220H194ZM220 218V217H219ZM229 220H228V219ZM120 219V220H119ZM121 219H123V220H121ZM131 219V220H130ZM168 219V220H167ZM172 219V220H171ZM187 219H188V221L190 222H188L187 221ZM190 219V220H189ZM203 221H202V220ZM205 219H207L208 221H210V222H208V223H204V220ZM225 219H227V220H225ZM152 220H153V222H152ZM157 220V221H156ZM173 220L175 221V222H173ZM200 220L203 222H200ZM214 220V221H213ZM160 222V224L162 225H158V223ZM170 221V222H169ZM212 221H213V223H214V225H213V223H212ZM216 221H217V223H216ZM222 223L223 221V225H225V224H227L226 226L227 227H229V228H227L226 227V229H224L223 228V231L226 233V231L225 230H227V232L228 233H224V232H222V227H225V226H223L220 222ZM225 221L227 222H229V224H228V222L227 223H225ZM234 221V220H233ZM125 224H124V223ZM140 222V223H139ZM149 222H152V223H154L153 224V226H152V223H149ZM156 222V223H155ZM168 222V223H167ZM185 223V224H189L188 225V227H186V225L184 224L183 225V223ZM195 222V223H194ZM199 222L202 224H199ZM219 222V223H218ZM131 223V224H130ZM164 223V224H163ZM166 223V224H165ZM171 223V224H170ZM174 223H176L175 225H173ZM194 223V224H193ZM234 223V224H233ZM123 224V225H122ZM146 224H149V226L147 227L148 229H149V232H148V229L147 228H144V229H142V230H137V227H140V226H144V225ZM156 224V225H155ZM199 224V225H198ZM204 224V225H203ZM126 225V226H125ZM127 225L129 226L128 227V229L126 228L127 227ZM155 225V226H154ZM163 225H165L166 227L168 226V225H171V226H168L167 227V229L166 230H164L166 227H164ZM183 225V226H182ZM194 225V226H193ZM197 227H196V226ZM209 228V230H211V231H206L207 233H209V234H206L205 232H204V230H207V227ZM212 226V229L209 227V226ZM158 226V227H157ZM161 228H160V227ZM199 226V227H198ZM200 226L202 227H204L203 228V232L205 233V235H206V237H207V235L209 236V239L208 238H206V237H200V234L202 235V231H200ZM214 226H216V227H214ZM221 226V228H219V227ZM164 227V228H163ZM191 227V229H189ZM193 227V228H192ZM214 227V228H213ZM132 228V229H131ZM152 228V229H151ZM155 228V229H154ZM180 229V230H182V231H184L183 229ZM131 229V230H130ZM147 229V230H146ZM157 229V231H155ZM159 229V230H158ZM171 229V230H170ZM191 230V232L189 231V232H187L188 230ZM196 229H198L197 230V232H196ZM217 229H220L219 231L220 232H222V234L224 233L225 235H226V237H225V235H222L220 232H217L218 234H219V236L217 235V233H216V231H217ZM154 230V231H153ZM168 230V231H167ZM195 230V231H194ZM214 230V231H213ZM229 230V231H228ZM232 230H234L233 232H232ZM241 230H243L242 228H241ZM151 231H153V232H151ZM166 231V232H165ZM173 231V232H172ZM200 231V232H199ZM249 231H251V232H249ZM130 232H131V234H130ZM164 234H163V233ZM170 232V233H169ZM212 232H215V233H212V235H211V233ZM230 232H232V233H230ZM244 232V231H243ZM135 233V234H134ZM153 233H155V235L153 234ZM196 233V234H195ZM203 233V234H204ZM229 233H230V236H231V234H232V236L231 237H229L231 240L233 239H235L234 240V242L233 241H231L228 237H227V234H228V236H229ZM119 234V235H118ZM148 234V235H147ZM151 234V235H150ZM165 235V236H163V235ZM217 235L216 237H219V238H214V236L215 235ZM146 235V236H145ZM151 237H150V236ZM159 235V237H157ZM166 235H168V236H166ZM172 235V236H171ZM214 235V236H213ZM222 235V238L220 237ZM234 235V236H233ZM120 236V237H119ZM127 236H128V238H127ZM162 236V237H161ZM197 236V237H198ZM204 236V235H203ZM210 236H211V238H210ZM224 236V237H223ZM133 237V238H132ZM144 237V238H143ZM166 237V238H165ZM170 237V238H169ZM232 237H234V238H232ZM130 238V240H128ZM143 238V239H142ZM145 238L146 239H149V240H145ZM157 238V239H156ZM190 238V239H189ZM216 241V242H214V240ZM156 239V240H155ZM189 239V240H188ZM191 239H196L195 241H197V242H194V240H192L191 241ZM209 241H208V240ZM221 240V241H219V240ZM226 241H225V240ZM126 240V241H125ZM155 240V241H154ZM165 240H164V242H165ZM174 240V239H173ZM224 242H223V241ZM230 241V242H228V243H226L227 241ZM124 241V242H123ZM150 241V242H149ZM159 241V242H158ZM163 241V240H162ZM190 241H191V243H193L194 244V246H193V244L191 245V243H190ZM214 242V243H209V242ZM122 242H123V244H122ZM137 242V243H136ZM147 242H148V244H147ZM152 242V243H151ZM202 242V243H201ZM218 242H220V244L218 243ZM222 242V243H221ZM232 242V243H231ZM158 243V244H157ZM200 243H201V245H200ZM229 244L228 245V247H227V245H225V244ZM230 243H231V246H230ZM117 244V245H116ZM118 244H119V246H118ZM156 244V245H155ZM183 244H179L180 246H182ZM214 246L213 248H212V245ZM223 244V246H222V249L223 248H225L224 246H226V249L228 248L229 249V251H228V249L227 250H225V249H223V250H225V251H223L222 249H221V246L220 245H222ZM122 245V246H121ZM135 245V246H134ZM152 245V246H151ZM155 245V246H154ZM217 245H219V246H217ZM144 246V247H143ZM146 246V247H145ZM159 246V247H158ZM209 246H211V247H209ZM215 246H217V247H219V249H221L220 251H221V253H220V251L218 250V249H216L217 247H215ZM230 246V247H229ZM243 246H244V248H246V250L243 248ZM252 246V247H251ZM151 247V248H150ZM204 247V246H203ZM236 247V249H238V250H236V249H234ZM147 250H145V249ZM153 248V249H152ZM156 248V249H155ZM207 248H209L210 249V252L212 253V255L214 256V254L216 255V256H218V255H221V254H223V257L221 256V258L218 256V257H216V256H214V258H213V256L211 255V257H210V252L209 251H207ZM215 248V249H214ZM231 248V249H230ZM240 248L242 249V250H240ZM251 248V249H250ZM253 248V249H252ZM117 249V250H116ZM119 249V250H118ZM129 249V250H128ZM157 249H159V251L157 250ZM208 249V250H209ZM211 249L213 250V252L211 251ZM123 250H124V252H123ZM127 250V251H126ZM150 250V251H149ZM155 250V251H154ZM198 250H200V251H198ZM232 250H234V251H232ZM255 252H253V251ZM130 251V252H129ZM138 251H140V252H138ZM216 251V252H215ZM228 251V252H227ZM236 251V252H235ZM239 251V252H238ZM251 251V252H250ZM142 252V253H141ZM146 252H147V254H146ZM206 252V253H205ZM222 252H225V253H222ZM228 254H227V253ZM230 252V253H229ZM231 252H232V254L234 255V257H233V255H231ZM234 252V253H233ZM242 253V252H245V253H243V255L242 254H239V253ZM248 252V253H247ZM257 252V253H256ZM133 253V254H132ZM137 253V254H136ZM151 253V254H150ZM161 254V256H160V254ZM190 253L192 254V255H190ZM216 253H218V254H216ZM220 253V254H219ZM246 253H247V255H249V256H247V257H245L246 256ZM122 254H124L123 256H122ZM125 254H126V257H125ZM135 254V255H134ZM144 254V255H143ZM146 254V255H145ZM188 254V255H187ZM139 255V256H138ZM141 255V256H140ZM149 255H150V257L152 256L153 257V255H154V257H153V260L155 261H152V257L150 258L149 257ZM163 255V256H162ZM191 257H190V256ZM200 255H202V256H200ZM228 255V257H226ZM237 255H238V257H237ZM240 255H242V257L240 256ZM256 255V256H255ZM129 256V257H128ZM137 256V257H136ZM149 257V258H146V257ZM158 256V257H157ZM188 256L191 258H188ZM204 256L205 257H210V258H204ZM225 256V257H224ZM230 256V257H229ZM241 258H240V257ZM255 256V257H254ZM135 257V258H134ZM156 257V258H155ZM169 259V257H170V260H167V258ZM172 257V258H171ZM201 257H203V258H201ZM216 257V258H215ZM243 257H245V258H243ZM248 257H252V258H250V262L248 261V259H246V258H248ZM253 257H254V259H253ZM125 258H126V263L123 261V259L125 260ZM128 258V259H127ZM131 260H130V259ZM140 258V259H139ZM142 258V259H141ZM158 258H160L159 260H158ZM162 258V259H161ZM180 258H181V260H180ZM187 258V259H186ZM227 258V260H225ZM230 258H231V260H233V262L232 261H230ZM243 258V259H242ZM121 259H122V262H121ZM165 261H164V260ZM173 259V260H172ZM175 259V260H174ZM177 259V260H178ZM189 259V260H188ZM193 259V260H192ZM214 259H216V261H214ZM219 259V260H218ZM223 259V260H222ZM236 259V260H235ZM240 259V260H239ZM244 260V261H242V260ZM120 262H119V261ZM141 260V261H140ZM184 260H186V261H184ZM211 260V261H210ZM218 260V261H217ZM253 260V261H252ZM147 261H150V262H147ZM159 261H160V263H159ZM207 261H209V263L207 262ZM225 261V262H224ZM240 261V262H239ZM246 261V262H245ZM248 261V262H247ZM153 262V263H152ZM173 262V263H172ZM232 262V263H231ZM184 263H182V264H184ZM187 263V264H188ZM190 263V264H191ZM212 263H210V264H212ZM219 263V264H220Z\"/></svg>", "mask_w": 264, "mask_h": 264}, {"label": "crops", "instance_id": "crops-1", "mask_svg": "<svg viewBox=\"0 0 264 264\" xmlns=\"http://www.w3.org/2000/svg\"><path fill=\"white\" fill-rule=\"evenodd\" d=\"M260 0H254V2H252L251 0H244V2H243V4L244 5H249V3H251L252 5H254V8H256L254 11H253V13H255V17L254 18H250L249 17V14L247 15L246 13H241V17L243 18L242 19V21H241V23L238 25L239 27H238V29L240 30L239 32V35H240V42H239V48H238V52H239V55H240V65H239V69H240V73H241V71L243 70V71H246V72H248V73H250L251 74V77H253L252 78V83L254 84L253 85V88H254V94H253V96H251V95H249V92L247 91V88L246 89H244L243 90V92H244V97H246L245 99L246 100H250V99H252V103L250 102V103H247V105H244V108L242 109V110H240V112H239V124L241 125V130H243V132H245V136L247 137V135H250V136H252V137H250V136H248L247 138H258V137H264V130H262V129H264V126H263V124L261 125L260 124V122L261 121H264V118H260V117H264V97H263V94H264V0H262V2H259ZM258 3V4H257ZM261 3H262V5H261ZM262 8V9H261ZM245 10H250V7H245ZM261 17V18H260ZM258 19H260L259 21H258ZM256 20V21H255ZM258 22V23H257ZM257 23V24H256ZM247 32V33H246ZM246 34V35H245ZM244 37V38H243ZM261 38V39H260ZM261 43V44H260ZM250 44H251V46H250ZM253 45V46H252ZM257 45L259 46V48L257 47ZM186 46L188 47V48H184L185 49V52H187L188 54H190L189 56H193V57H198V55L197 54H193L192 53V49L186 44ZM261 47V48H260ZM240 49V50H239ZM251 49V50H250ZM260 49V50H259ZM261 51V52H260ZM242 52V53H241ZM260 53V54H259ZM250 56V57H249ZM248 57V58H247ZM261 57V58H260ZM259 58L261 59V60H259ZM202 59V58H201ZM204 59V58H203ZM203 59L201 60V62L203 61ZM251 64H250V63ZM245 63H247L248 65H246ZM205 64V63H204ZM250 65V66H249ZM257 65V66H256ZM259 65H260V67H259ZM247 66H248V68H247ZM262 66V67H261ZM253 68V69H252ZM261 68V69H260ZM263 68V69H262ZM262 70V72H261V74H258V72H257V70ZM242 75V76H241ZM240 76L241 77H239L240 79H239V81H240V84L241 85H243L244 87H246L245 86V84L247 83V77H246V75H244L243 73L241 74ZM253 75V76H252ZM262 75V76H261ZM261 76V77H260ZM260 77V78H259ZM242 79V80H241ZM244 80V81H243ZM243 81V82H242ZM242 82V83H241ZM261 82V83H260ZM259 83V84H258ZM261 84V85H260ZM256 86V87H255ZM260 86H261V88H260ZM256 88V89H255ZM259 88H260V90H259ZM261 92V93H260ZM258 95V96H256V95ZM259 94H260V96L262 95V97H261V99H262V101H261V99H259L258 97H259ZM255 96V97H254ZM257 98V99H256ZM256 99V100H255ZM253 100H254V105H253ZM251 104V105H250ZM259 107V108H258ZM258 109H260V110H258ZM196 111H198V110H196ZM258 111V112H257ZM261 111V112H260ZM252 113V117H250L251 116V114L250 113ZM254 112H256V113H254ZM245 113V114H244ZM249 114V115H248ZM246 115H247V117H246ZM259 115H260V117H259ZM263 115V116H262ZM243 116V117H242ZM244 118V119H243ZM255 118V119H254ZM248 119V120H247ZM260 119V120H259ZM247 120V121H246ZM257 123V124H256ZM249 124L251 125V126H249ZM198 125V124H197ZM247 125V126H246ZM243 126H245V127H243ZM196 128H198L197 130H199V131H197L196 130ZM243 128V129H242ZM246 128V129H245ZM195 130V131H193V130ZM232 129L234 130L235 129V125L234 126H232ZM250 129V130H249ZM253 129H254V131H256V132H254L253 131ZM185 131H183L184 133H185V135H186V137H188V136H191V133H195V132H197V133H208L209 132V130H208V132H206V130H204L202 127H200V124H199V126H193V127H191V129H188L189 131H191V133L187 130V129H184ZM188 133H187V132ZM210 131H212V132H214V133H208L207 134V136H210V137H213V138H216V137H218L220 134H221V132L220 131H222V130H220V129H216V128H213L212 130H210ZM216 131H217V133H216ZM247 131V132H246ZM197 133H195V134H192V137H197ZM253 133H256V134H253ZM215 134V135H214ZM262 134V135H261ZM188 135V136H187ZM258 135H260V136H258ZM205 142H210V141H205ZM212 142V144H210ZM210 143H207V144H205L204 145V148L206 147L207 148V146H209V144L210 145H214V146H211L210 148H211V151H210V149H206V151H210V154L213 152V155L211 154V155H209L208 153H207V155L205 154L206 152H205V150H203L204 148H203V143H202V145H201V142H199V143H197V142H195V145L196 146H198L199 144H200V146H198L197 148H195V146H194V144L192 145L191 143H193V142H189V144H191V146L193 147V150L194 149H196V151L198 152V153H201V155H206V157L208 158L209 156V159H205V157L204 156H201L200 157V155L195 151L194 153L195 154H198V156L199 157H197L198 159H201L202 157H204L203 159H205V160H198L197 161V158H195L194 159V161H193V165H196V163H197V166H195V167H197L198 168V166H199V169H196L195 171H197V172H195L196 174H195V176L196 177H198L197 179H198V181L199 182H201L199 179L200 178H204L205 179V181H209V183H206L204 180H202V181H204L205 183H203V182H201V184L203 183V185L204 186H201V184H199L200 185V187L202 188V189H206V190H209V189H207L208 187H210L211 188V186H213L211 183H213V184H215L216 183V181L219 179V177H218V170H220V172H221V175L223 176H221V175H219L220 176V178L223 180V181H225V184H226V186H227V184H228V186L226 187L225 185H224V183L222 182V180L220 181L219 180V182L221 183L222 182V186H224L223 188L225 189H221L222 188V186L220 185V184H218V186L220 187V189H221V194H220V196H221V198H224V193L226 192L227 193V195L229 196V194L231 193V195L233 194V197H234V194H235V197H234V202H233V200H232V202L233 203H235L236 205H238V209H241V207H242V209H241V211L243 210V209H245L244 211L246 212H242V219H243V222H247V223H243L242 222V219H241V221H240V223L242 224V226L240 225V227L243 229V228H245L244 230H245V232H246V230H253L254 232H253V236L254 237H252V236H247V237H244L243 238V241H247L248 243L247 244H249V243H251V241L253 240V239H255V240H257L256 242L254 241H252V244L255 246V249L256 248H258L259 249V253H257L258 255L256 256V258H255V260H254V264H263L264 263V243H263V241H264V151L263 150H261L263 147H264V141H262L261 143V145H260V147H262V148H260V147H256L257 149H258V151L257 150H254V149H256L255 147H251V149H249L248 151H247V144H249V142L248 141H246V142H248V143H244V144H246V145H241V147H240V149L238 150V154H233V155H228V154H225V155H228L227 157L225 156V155H223V154H221L222 156H221V158L219 159L218 158V160H220L219 162L220 163H224L223 165H224V171H226L227 170V168H228V166H229V168L228 169H230V166H231V169H232V165H234V163H235V166H233V174H236V172H234V171H237V173L238 174H236L237 175V177H235V175H229L228 177L229 178H231L230 179V181L233 183L234 182V179L235 178H237V179H235L236 181H238V182H235L234 184H236V185H233L232 183H226V180L228 181V178H227V176H225L226 174H229V172H228V170L226 171V173L223 171V169H222V171H221V169H220V167H219V165H218V163H216L218 160L216 159L217 157H219V154H216L217 152H218V150H217V147L215 146V143L213 144V141H211ZM189 144H188V147L190 148V149H192V147L191 146H189ZM250 145V144H249ZM263 145V146H262ZM202 146V147H201ZM201 149V151L199 152V150ZM209 148V147H208ZM199 149V150H198ZM215 149V150H214ZM253 149V150H252ZM264 149V148H263ZM213 150V151H212ZM252 150V151H251ZM216 151V152H215ZM245 151V152H244ZM257 151V152H256ZM263 151V152H262ZM248 154H247V153ZM204 153V154H203ZM244 153V154H243ZM250 153H252V154H250ZM216 154V155H215ZM241 154V155H240ZM236 155H237V159H236ZM248 155V156H247ZM262 155V156H261ZM197 155H195V157H196ZM213 156H217V157H213ZM225 157V159H224V157ZM235 156V157H234ZM241 156V157H240ZM213 158H215L217 161L215 162V159H213ZM226 158H228V159H226ZM234 158H235V160H234ZM224 159V160H223ZM230 159H231V161L232 160H234L233 161V163H232V165H229V164H226V163H228L229 161H230ZM258 159V160H257ZM223 160V161H222ZM227 162H226V161ZM237 160V162H235ZM202 162V163H204L205 165H202V163L200 164L199 162ZM211 161H213L214 163H212ZM230 161V162H231ZM263 161V162H262ZM194 162H196V163H194ZM210 162L212 163V164H210ZM229 162V163H230ZM207 163V164H206ZM216 163V164H215ZM238 163V164H237ZM250 163V164H249ZM210 164V165H209ZM237 164V165H236ZM249 164V165H248ZM201 165V166H200ZM206 165H208V166H206ZM212 165H214V166H212ZM219 167H217V166ZM211 167V169H212V167H213V169H212V171H209L210 170V167ZM218 168V169H216V167ZM220 166H222V164H220ZM250 168H249V167ZM200 167H203V168H201V170H200ZM205 167V168H204ZM206 167L208 168V169H206ZM227 167V168H226ZM222 168V167H221ZM236 168H238V169H236ZM240 168V169H239ZM248 168V169H247ZM203 169H205V170H203ZM215 169V170H214ZM230 169V170H231ZM235 169V170H234ZM209 171L210 172V174L211 175H208L209 174V172H207V171ZM217 170V177H216V179H215V174L213 175V173L215 172ZM259 170V171H258ZM200 171V172H199ZM206 171V172H205ZM260 171H262V172H260ZM205 172V173H204ZM212 172V173H211ZM228 172V173H227ZM232 172L230 171V174H232ZM254 172V173H253ZM197 173H199V176H198V174ZM208 173V174H207ZM222 173H224V174H222ZM201 174H203L202 175V177L200 176ZM209 177H208V176ZM207 176V177H206ZM231 176V177H230ZM214 179H213V178ZM227 179H226V178ZM243 177H244V179H243ZM225 178V179H224ZM197 179H195L194 181H195V184L197 183H199L198 181H197ZM209 179V180H208ZM215 180V182H212L213 180ZM233 180V181H232ZM211 182V183H210ZM217 183H218V181H217ZM217 183L214 185V188H215V186H217ZM196 184V186H197V188L198 189H200L199 188V186ZM207 184V185H206ZM209 184V185H208ZM230 184H232V185H230ZM240 184V185H239ZM237 190V192H236V190H234V192H233V187ZM206 187V188H205ZM219 187H216L215 189H219ZM236 187H238V188H236ZM227 188V189H226ZM228 188H230V189H228ZM250 189V190H248V189ZM263 188V189H262ZM213 189V188H212ZM232 189V190H231ZM243 191H242V190ZM227 190H228V192L230 191V193H228L227 192ZM256 190V191H255ZM258 190V191H257ZM259 190H261V192L259 191ZM248 191H249V193H248ZM253 191V192H252ZM254 193H256V194H254ZM238 194V195H237ZM243 194V195H242ZM249 194V195H248ZM252 194V195H251ZM226 195V197L227 198H229L228 196ZM257 195V196H256ZM210 196V195H209ZM237 196H238V198H237ZM254 196V197H253ZM226 197L224 198V200L226 199ZM232 197V198H233ZM261 197L263 198V199H261ZM231 198V199H232ZM250 198V199H249ZM254 198V199H253ZM257 198H259L258 199V201H257ZM231 199L229 200V201H231ZM245 199V200H244ZM221 201H223L222 199H221ZM228 201V199L226 200V201H223V205L225 204V203H230ZM241 201V202H240ZM261 201V202H260ZM225 202V203H224ZM232 203V204H233ZM261 203V204H260ZM227 204H225V205H227ZM235 204H233L234 206H235ZM247 204V205H246ZM229 206L231 205V204H228ZM228 205H227V209L229 208L228 207ZM241 205V206H240ZM249 205V206H248ZM251 205V206H250ZM245 207V208H244ZM236 207H234V209H235ZM247 208H248V211H247ZM230 209V208H229ZM228 209V210H229ZM227 210V211H228ZM261 210V211H260ZM230 211H231V209L228 211V213H230ZM248 212H249V216H248ZM255 213H258V214H255ZM245 215V216H244ZM259 217H258V216ZM243 217H245V218H247V219H245V218H243ZM258 218V220H256ZM261 219V220H260ZM254 220V221H253ZM257 221H258V223H257ZM247 224H248V226H247ZM260 224H262V225H260ZM246 225V226H245ZM259 225V226H258ZM263 226V227H262ZM249 232H251V231H249ZM257 232V233H256ZM260 233H263V234H260ZM257 235V236H256ZM262 235V236H261ZM250 237V238H249ZM262 238L263 240H260L259 238ZM247 238V239H246ZM248 238L251 240V241H249L248 240ZM252 238V239H251ZM260 241V242H259ZM262 241V242H261ZM245 242H243V244H245ZM261 243V244H259V243ZM247 244H245V245H247ZM257 245H259V246H257ZM261 245H263V246H261ZM259 247H261L262 249L260 250V248ZM262 258H263V260H262ZM260 260L261 262H258V261ZM263 262V263H262Z\"/></svg>", "mask_w": 264, "mask_h": 264}, {"label": "built area", "instance_id": "built-area-1", "mask_svg": "<svg viewBox=\"0 0 264 264\" xmlns=\"http://www.w3.org/2000/svg\"><path fill=\"white\" fill-rule=\"evenodd\" d=\"M174 146V145H173ZM175 147V146H174ZM228 150L231 152H236L239 150V145L236 142H230L228 144Z\"/></svg>", "mask_w": 264, "mask_h": 264}]
</instances>
